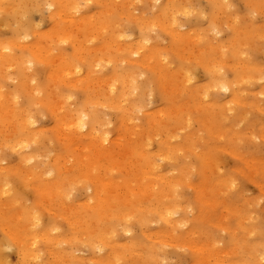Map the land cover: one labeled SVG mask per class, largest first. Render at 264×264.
I'll list each match as a JSON object with an SVG mask.
<instances>
[{"label":"rangeland","instance_id":"374dc122","mask_svg":"<svg viewBox=\"0 0 264 264\" xmlns=\"http://www.w3.org/2000/svg\"><path fill=\"white\" fill-rule=\"evenodd\" d=\"M33 1L34 2L36 1V2L34 3ZM38 1L37 0H31V1L30 0L29 1L28 0H16V1L12 0V2L15 5L17 4L15 10H8V12L4 11L5 13L0 10V20H2V21H0V26H1L0 27V45H1V43L4 44L5 42H8V44H5V46L7 48V51L10 50L11 52L8 51L6 53L15 54L16 57L19 56V59L16 60L14 67L12 66V68H10L11 65H8V64H6L0 60V92H2V94H3V101L0 102V104L1 103L7 104L9 109H11V106H12V108L13 107H19V108H16L17 109L16 114L18 117L15 118V116L12 114H9V115L6 114L7 116L4 115V116H6V120H3L4 122L2 121V123L0 124V141H1L0 142V165H1L0 166V170H1L0 178L2 177V179H4V181L2 179H0V206H1V208H0V264H131L132 262H133L132 264H155V263L157 264V262H159L158 264H222V263L223 264H232V263L233 264H235V263L239 264L240 262L243 264H254L257 261V259L261 264H262V262L264 264V193L262 191V190H264V169H262V168H264V87H263L264 86V77H263L264 76V35H263L264 34V0H225V2H224V0H189V1L188 0L187 1L186 0L185 1L184 0H177V1L176 0H166V1L165 0H156V3H155V0H119V1L116 0L117 2H119L118 5H117L116 1H114V0L113 1L112 0H109V1L108 0L107 1L106 0H98L99 2L97 0L96 1L95 0H86L87 2H85L83 0L72 1L71 3L76 2L75 4H78V5L73 4V5H75L74 8H76L78 11L77 12L75 9L76 13L83 14V15L85 14L87 16L94 15L100 24L104 25L106 23L105 29L103 28L104 30L103 29L100 30L101 32H93V30L90 27H89L90 29H88V27L84 26L86 24H83V26H82L81 24H77V23H74L72 21H69V19L64 20V19H59L58 17H57V19H56V17L54 18V16H53L54 12L60 8V5H58L59 4L58 0H57V3L55 0H49V1H52L53 4H56L55 6L53 5V7L50 6L52 3L49 2L48 0H38ZM43 1L45 3H43ZM46 1H48V3L49 4L51 3V4L50 5L47 4V6L43 5V4H46ZM171 1L173 3H171ZM20 2H21V4H20ZM113 2L116 4H113ZM178 2L180 5L178 4ZM184 2H185V4H184ZM39 3H41V4H39ZM105 3H107L109 5H107ZM163 3H164V6L165 5L167 6V4H168L167 7H164L166 12H165V10H163ZM34 4H36V6ZM176 4H177V6H176ZM18 5H19V7H18ZM37 5H38V7H37ZM183 5H184V7H182ZM21 6H22V8H21ZM48 6H50L49 9H48ZM78 6H79V8H77ZM124 6H126V7L124 8ZM225 6L226 7L228 6V7L226 8ZM29 7L32 9H30ZM178 7H182L183 9L182 8L179 9ZM223 7H225V8H223ZM25 8L26 9L29 8L28 10L31 11V14H30V12H27L28 10L27 11L24 10ZM127 8H128V10H127ZM72 10L73 9H70V12ZM181 10H185L186 12L188 10V13L190 12V14L188 15V13H186L185 11H184L185 13H182ZM18 11H19V14H18ZM9 12H11L12 14ZM35 12H37V13H35ZM67 12L69 13V10H67ZM107 12H108V14H107ZM8 13H9V15H8ZM140 13H142L141 16H140ZM15 14H17V15H15ZM25 14L28 16V18ZM11 15L14 17H12ZM22 15H24V16L22 17ZM131 15L133 18L131 17ZM165 15L166 16L168 15L169 19ZM173 15H175L174 17L177 18V19L176 18L174 19L175 22H177V24L175 23L176 26H179L180 24H182L183 27L181 25L179 27H181L182 33L185 31V33L181 36V37H183L182 39L186 38V36L188 38V36H190L191 33L193 32V30H194V33H192L191 36H193L195 38L190 36L193 39L188 38V39H186L187 42L185 39H184V41L180 42L179 40L177 41V39L175 37H171L172 36L171 33H168V32H170L169 29H170L171 25H169V24H170V21L172 20V18H170V17ZM161 16H163V17H161ZM251 16H252V18H251ZM18 17H20V18L22 17V19L24 17L25 18L23 20L22 19L20 20V18L16 19ZM142 17H143V19H142ZM152 17L153 18L156 17V19L159 18L158 20L159 21L162 20L163 24H161L162 21L161 22H155L153 24H152V22L150 23L149 21ZM134 19H135V21H134ZM58 20H61L62 24H58L60 22ZM62 20H64V21H62ZM216 21L217 22L219 21L218 23H220L221 25L218 24ZM143 22H144V24L142 27ZM147 22H149V23L147 24ZM179 22H180V24H179ZM235 22L237 23V25ZM108 23L109 24L111 23V24L108 25V28H106ZM112 23H114V24H112ZM156 23H158V24L160 23V26H162V27H160ZM154 24H156V25H154ZM144 25L146 26L145 28H144ZM151 25H154V27H152ZM234 25H235V27H234ZM59 26L60 27L62 26V28L60 29ZM57 27H58V31L61 30L60 32H57ZM64 27H66V29ZM224 27H226V28H224ZM154 28H155V30H154ZM152 29H153V31H152ZM166 29H168V30H166ZM217 29H219L220 31H217ZM240 29H242V30H240ZM54 30H56V31H54ZM208 30H210V31H208ZM53 31H54V33H53ZM77 31L79 32V34ZM186 31H189V32L187 33ZM241 31H243V32H241ZM15 32H17V33H15ZM61 32H62V34H61ZM69 32L70 33L73 32L72 34H70V36H71L69 39L70 41L69 40L63 41L65 38L61 40V38H63L62 35L66 34V33L69 34ZM152 32H153V34H151ZM56 33H58V34H56ZM59 33L61 35H59ZM94 33H96V34H94ZM261 33H263V34L261 35ZM98 34H100V35H98ZM185 34H186V36H185ZM198 34H199V36H198ZM212 34H214V35H212ZM240 34H242V35H240ZM123 35H125L127 38ZM246 35H249L250 37L246 36ZM19 36H21V37H19ZM18 37L20 39H22V41ZM24 37H25V39H24ZM57 38H59L60 40ZM209 38H211V40ZM138 39H142L143 41H144V39H146L145 41H147L148 43L144 41V44H141L140 42L142 40H138ZM189 39H190V41H189ZM14 40H15V42H14ZM117 40H120V41L118 42ZM86 41H87V43H86ZM109 41L111 44L108 43ZM129 41H131L130 43L133 42L132 47H133V45H134V47L131 50L130 49L129 50L124 49L125 50L124 53L121 54L123 52V50L120 48V46L121 45L123 46V44H124V46L129 44ZM11 42H14L13 46H12ZM26 42H28V43H26ZM51 42H53V43H51ZM73 42H74V45H73ZM137 42H138V44H137ZM20 43H21V45L22 44L27 45L28 47L22 46V48H23V50H22ZM107 43H108V46L106 45ZM146 43H147V45H146ZM191 43H193V44L191 45ZM238 43H241V44H238ZM53 44H55V45L53 46V48L50 49V47H52L51 45H53ZM78 44H81L80 46L82 47V49ZM117 44L120 46H117ZM140 44L147 46V47L146 48H140L141 47ZM29 45H30V47H29ZM31 45H34V46L31 47ZM36 45H38L40 47L43 46V47L41 49H40V47H38V51H37ZM149 45H151L152 47ZM231 45H233V47ZM138 46H140V47H138ZM153 46H154V48H153ZM192 46L194 49H192ZM209 46H211L212 48ZM219 46H220V48H219ZM100 47H102V48H100ZM135 47L139 48L141 50L136 49ZM149 47L154 49L153 52ZM165 47H168L171 50L168 48H165ZM199 47H201V48H199ZM90 48L92 50H89ZM119 48L122 51L120 50L119 51L120 53H118L120 55L117 54V56H116L115 53L118 52L117 49H119ZM189 48H190V50H189ZM225 48H227V49H225ZM48 49H50L51 51L54 49L55 53L53 51L54 55H50L51 56V57L49 56L50 59L48 61L44 62L43 60H41L42 58L39 56L42 55V57H43L44 52L45 51L47 52ZM98 49H100L102 52L101 51L99 52ZM178 49H179V51H178ZM223 49H225V50H223ZM50 50H49V54L51 52ZM88 50L90 51V53L88 52ZM105 50L107 53L105 52ZM132 50H133V52H134V50H139L141 54L140 53L135 54L136 55L135 56L134 55L135 52L134 53L132 52L133 58H130L131 54L130 53L126 54V53H127V51H132ZM150 50L152 53L150 52ZM34 51H35V55H34ZM80 51H81V54H80ZM92 51H94V52L92 53ZM95 51H97V52H95ZM146 52L147 53L150 52V53L147 54ZM155 52H156V54H155ZM196 52H197V54L198 53L199 54L196 55ZM83 53H85V56ZM23 54L26 55V57L29 58V60H26V58L23 57L24 56ZM55 54H57V55L55 56ZM62 54L65 55V56L63 55L65 57V59L67 57V60L63 61L64 63L62 62L63 65L64 64H69V65L71 64L70 66L72 68V66L74 65V62H75V65H77V67L79 68V71H77V68L74 65L73 69H74V67L76 69V70L75 69L73 70L74 74L71 72L72 70L70 71L71 73L67 72L66 70H64V68L67 67V65H66L62 69V71H60L58 74L50 76V74L53 73V70H54L52 64L56 65L58 62H60L57 60V57L59 58L58 55H62ZM95 54H97V55H95ZM105 54H107V55L105 56ZM149 54H150V56H149ZM219 54H220V56H219ZM82 55L84 56L83 59L81 58ZM151 55L152 56L154 55L153 57L157 56V58H153V57H151ZM110 56L113 58H111ZM126 56H127V58H126ZM148 56L151 58H149ZM193 56H194V58H193ZM106 57L107 58L109 57L108 60H111V59H113V60L107 62V60L104 59ZM122 57H123V60H124V58H126L128 60L125 59L123 62H121ZM140 57H141V59H140ZM164 57H166V58L164 59ZM24 58L26 61L24 60ZM54 58H55V60H54ZM95 58H97V59H95ZM102 58L105 61L101 60ZM146 58L149 59V61H150V59L151 60L153 59V64H156L157 67H158V65L164 66V67L163 68L161 67V69H160V67H158L157 71H151V70H153L149 67L151 62H149ZM70 59H71V61H69ZM81 59L83 60L82 62H81ZM98 59H100V60H98ZM117 59H118V62H120V63H117L118 65L116 64ZM162 59H163V61H162ZM194 59H196L197 61H195ZM31 60L32 61L35 60V64L31 63L32 62ZM130 60H132L133 63ZM137 60H138V62H137ZM146 60H147V62H146ZM215 60H217V61H215ZM29 61L31 64L29 63ZM51 61H52V64H51ZM54 61H57V62H54ZM95 61H96V63H95ZM135 61L137 62L136 65H134ZM219 61H221V62H219ZM26 62H28L29 64L28 63L26 64ZM40 62L45 63V64H42ZM46 62H47V64H46ZM241 62L242 63L244 62L243 63L244 66H242L243 64ZM100 63H102V65ZM139 63H143V64L148 63L149 65L147 64L148 65L147 66L144 64L142 66V64H139ZM240 64H242V65H240ZM7 65L10 67H7ZM24 65H25V69L23 68ZM26 65H28V66H26ZM29 65H31V66H29ZM139 65H141V66H139ZM70 66H69V68H70ZM97 66H98V68H97ZM250 66H251V68H250ZM252 66H254V67H252ZM29 67H31L32 69L31 68L29 69ZM114 67H118L117 70H115ZM212 67H213V69H212ZM5 68L6 69L8 68L7 72H6L7 74H5V71H6V70H4ZM13 68H14V70H12ZM61 68H62V66H61ZM193 68L194 69L196 68V69L193 70ZM27 69L31 70V71L28 72ZM149 69H151V70H149ZM159 70L164 71L163 73H165L167 75L168 80H170L169 82L160 78V75L158 74ZM182 70H183V72H181ZM190 70H192V73H190ZM26 71L29 74L31 79L27 76ZM136 71H138V73ZM31 72L34 75L30 74ZM134 72H136V74ZM168 72L171 73L170 77H169ZM217 72L219 73V75L221 74V76H222V73H225V74H223L225 77L224 79L228 83H231V85L233 82H235V83H233L234 85L231 87V89H229V88L226 89L225 87L222 89L221 87H219V88H217V90H215V88L213 87L215 85H213L211 87V85L217 80V78H216L218 75ZM246 72H248V73H246ZM2 73H4L5 77ZM48 73H50V74H48ZM75 73H79V74L75 75ZM235 73H236V75H235ZM245 73L247 76L250 74L249 78L245 75ZM252 73H253V75H252ZM7 75L10 78H8ZM32 75H33V78L31 77ZM121 75H122V78H121L122 80H119ZM127 75L129 77V78L127 77L128 80L130 79L129 81H127V79L125 77ZM184 75H185V78H184ZM78 76H82L81 77L82 79L79 83H77L78 84L77 85L75 83V81H76V77H78ZM172 76L174 77L173 78L174 80L172 79ZM188 76H190V77H188ZM258 76L260 78H262V80ZM112 77L117 78L115 80L116 83L114 82L113 85H111L112 84L111 79H113ZM139 77H140V79H139ZM94 78H95V80H94ZM245 78H246V80H244ZM247 78H248V80H247ZM250 78H252L253 80ZM54 79H56V80H54ZM79 79H80V77H79ZM123 79H126V81L129 83V85H130V83H132L129 88L130 89L133 88L136 91L134 90V92H133L132 91L133 89H131L130 91L133 93V95L135 92L136 93L138 92L137 93L138 97L136 95H134L135 96L134 97L131 93H128V91H129V90H127L128 87H126V86L124 87V85H126L127 83L124 82ZM132 79L135 80L134 84H133ZM92 80H94V81L92 82ZM100 80H101V83H100ZM184 80H186V81H184ZM187 80H188V82H187ZM236 80H239V82ZM240 80L242 81V84H241ZM31 81L33 83L32 84L30 83V85H29L28 82H31ZM71 81L74 83H71ZM136 81H138V83ZM211 81H214V82L212 83ZM123 82L126 84H124ZM167 82L168 83L171 82V84L168 85L169 87L167 86L168 89H166L167 88L166 87ZM184 82H186V83H184ZM98 83H100V84L98 85ZM120 83L121 84L123 83L122 86H120L121 85ZM180 83L185 85L187 89L183 85H181L182 87L178 86V85H180ZM205 83H206V86H205ZM51 84H52V87H51ZM74 84H76V85L74 86ZM238 84H240V86H238ZM109 85H111L110 88H109ZM114 85H118V86H115V88H114ZM171 85H172V87H171ZM95 86H96V88H95ZM112 86L114 88L113 89L114 94L113 93L112 94L117 99L121 98L120 99L121 101H119V103L124 102L126 99L127 100L126 102H128L129 104H126V102L121 103V105H123V107H119L116 105H112V106L110 105L111 100L108 97V95H109L108 93H110L109 90L112 88ZM174 86H175V88L173 89ZM202 86H204L203 89H202ZM216 87H218V86H216ZM118 88L120 89V92H119ZM136 88L138 89V91ZM169 88H171V89H169ZM205 88H207V89H205ZM34 89H37V90H34ZM176 89H177V91H176ZM224 89H225V91H224ZM234 89H236V91H238L237 94L232 91ZM104 90L105 91L107 90L108 93L105 92ZM125 90H127V91H125ZM204 90L205 91L207 90V92H205ZM143 91L145 93H143ZM146 91L149 93H147ZM126 92H127V94H126ZM124 93H125V96L127 95L126 97L124 96ZM174 93H177V94H174ZM104 94H106V95H104ZM128 95L129 96L132 95L134 98L132 96L129 97ZM200 95H201V98H199ZM204 95L206 96V98ZM235 95H236V97H234ZM35 96H38V97H35ZM123 96L125 99H123ZM127 97H128V99H127ZM172 98H174V99L172 100ZM231 98L236 103L233 102L231 100ZM235 98H237V100H235ZM94 99H95V101H94ZM134 99H136L135 100L136 102L133 101ZM201 99H202V101H201ZM97 100H98V102H97ZM11 102H12V104H11ZM59 102H61V103L59 104ZM93 102H95L96 104ZM196 102H198V103H196ZM98 103H100L101 106ZM205 103L206 104L208 103L210 105L208 106V104L206 105ZM197 104H201V105H199L200 107ZM241 104H244V105H241ZM92 105L95 107H93ZM128 105H129V107H128ZM203 105H206L209 108L208 107L206 108V106L204 107ZM89 106H91V107H89ZM113 106H116L119 109L120 108L124 109V112L121 111V109L119 110L118 108L113 107ZM127 107L129 109L132 108L131 109L132 111L128 112L129 110L127 111V109H128ZM170 107L177 108L178 111L180 108H182L180 110L181 112L179 111L180 115L178 116V118H176V119H173L172 117L165 118L166 114L164 116L161 114V113H163V111L167 112L165 110L169 111L171 109ZM58 108H60V109H58ZM68 108L69 109L72 108V109L69 110ZM85 108H86V110H85ZM137 108H138V110H137ZM198 108H199V110H198ZM133 109H135L137 111V113L135 110L133 111ZM162 109H163V111H162ZM222 109H224V110H222ZM84 110L87 112L88 115L90 114L89 116L92 117V121L89 118V116L85 117V118H87L86 122H87V125H89V126L85 125V127L82 128V130H84L83 132L87 131V129H89V127H92L93 134L94 133L96 134L94 136H98L97 134H99V138H98L99 141L101 140V138L105 139L106 136L109 137V139H108V137H106V139H107L106 142L108 141L107 143L104 141V145L106 146V144H107V146L102 147V150L107 148L105 150L107 152H105V154H104L106 157L102 156L100 158L101 162L105 161L104 164L106 167L98 163L97 165L99 167L101 165V167L100 168L96 167V169H92L90 167L91 171L88 170L86 172V176L88 174L91 176L93 172L95 174L97 171L96 176L99 177L100 179H102L103 181L112 179L110 181H113V182L116 181L115 183H113L115 185L118 181L117 186L112 185V184L111 185L110 184H103L101 186V188L99 187L100 188L99 190H101L102 192L104 191L105 197L108 198V201H111L112 199L117 198V197H118V199H120L119 196L114 194L115 193L114 191H116V189L118 188V185L119 186L122 185L121 186L122 188L119 187V189H120V191L122 189V191L127 193L128 195H126V196H129V194L131 193L129 197L130 198L134 197V199L132 198L131 201L133 200V204H134V202H135V204L131 205V206H128L127 203H125L126 205L122 204V206H120L121 210L119 209L120 210L119 212L121 214L117 211L120 219H122L123 217L125 218V216L127 215V217L125 218L126 220L124 218L122 219V221H120V219L118 220V216L116 217L117 214L116 215L115 214L114 215L105 214V215H103V219L100 220L99 217H101L102 214H99V212H98V209L100 207V205L98 206V204H99L98 200H96L97 199L96 196L98 194L95 193V195H94V191L90 187V182L88 184L86 182L87 180L84 181V180H81L80 176L78 177V175L82 174L81 173L82 171H80V168L83 167V166H81V164H82L81 160L84 163V160L82 158H84L86 161V159L87 160H88V158L90 159V156H91L92 159L95 158L96 161L99 160L100 156L99 157L95 156L96 153L94 154V152H93L94 149L90 150V148H92V147L95 148L94 145H92V143L94 144V142H97L96 139L93 140L92 138H88L87 136H81V137L78 135L75 136L76 134L74 133L73 129L70 130V128H69V130L71 132H73V134H75L73 136L77 137V138H73V140H72V139H68L66 137L67 138L66 140H68V141L62 139L63 138L62 136L64 134L63 132H65V128H66V127H64L66 125L64 124V126H63V123H65V122L67 123L68 120L69 121L74 120V118L76 119L80 113L81 114L86 113ZM159 110H160V113H157V112H159ZM206 110H207V112H209V110H210V112H211V113L209 112L210 116H209V113L206 112ZM143 111H145V112H143ZM182 111H184V113ZM96 112H99V113L101 112L102 115H100ZM204 112H205V114H204ZM19 113L21 115L23 114L22 116H25L26 120H28V121H26V123L29 122L28 125L30 124L29 126L25 125V129L22 127V125L19 124L20 123L19 121H21L20 120L21 118L19 119V117L21 116V115L20 116L18 115ZM215 113H217V114H215ZM31 114H32L33 118L30 117ZM81 114L79 116H83ZM184 114H185V116H184ZM54 115H55V117H54ZM61 115H63L64 118H62ZM66 115H67V117H66ZM182 115H183V117H182ZM184 117H185V120L183 119ZM204 117L205 118L207 117L206 120L209 119V122L211 119L213 121L212 123L213 124L215 123L216 128H218V126H219V129L222 131V133L218 132V130H215V126L213 124H211L212 126H214V129H213V134H212L213 136L210 137V134L212 132V128H211L212 126L210 127L211 131L209 130V133H208V131L206 132L207 126L205 127L206 130L204 129V126H203L204 124L206 125V123L201 124V121L203 119H204V121H206ZM65 118H66V120L62 121V119H65ZM102 118H105V119H102ZM187 118H188V121H186ZM164 119H165V121H164L165 124H167L169 127H171V129L168 126H164L162 124V123H164L163 122ZM13 120L16 123H13ZM93 120H95V121H93ZM100 120H101V122H100ZM122 120H124L125 122ZM129 120H132V121L129 122ZM158 120L159 121L162 120L161 121L162 123H159ZM183 120L185 121L184 123H183ZM150 121L152 122V124H150ZM166 121H168V122L166 123ZM189 121H191V122H189ZM102 122L104 124L107 122L105 124L106 126ZM133 122H134V125L132 124ZM154 122L156 125H154ZM186 122H187V124L190 123L189 128L186 127V125H187V124H185ZM57 123H60V125L62 124L61 125L62 129L61 128L58 129L60 127V125L56 129ZM129 123H131V125H130L131 127H127L128 129H126V126H128L127 124H129ZM158 123L160 126L158 125ZM96 124L98 126H101V127L96 126ZM101 124H103V125H101ZM1 125H2V127H1ZM174 125H175V127H174ZM137 126H139V127L137 128ZM154 126H155V128H154ZM157 126L159 127V129L157 128ZM132 127H134L135 130ZM165 127H167V128H165ZM178 127H180V128H178ZM185 127L187 128L186 130H188V131H185ZM26 128L28 130H26ZM29 128H31V129H29ZM152 128H154V129H152ZM156 128L159 131H157ZM13 129H15V130L13 131ZM18 129H20V130H18ZM139 129L141 130L140 132H142V133H140V137H138V138L142 139V140H140L141 142L144 141L146 143V145H148L147 148L146 147L145 148L147 150H149V152L151 150L152 151L151 153L156 152V150L159 151L158 148H160V146L158 145V141L162 140V139L163 140L167 139L168 142L172 141V143L174 145L175 144L178 145V142L183 143V142H186L188 140L186 142L187 145H189V144L192 145L193 149L195 150L193 152L190 151V148H187V146L184 145L181 149L178 150L179 152L178 151L175 152V153H178L176 157L174 156L175 153L170 154V156H172V155L174 156V157L172 156L173 161L171 160L172 157H170L169 155L167 156L169 158H167V159H166V157L164 158L166 160L163 159V157H164L163 155L160 156L161 160L159 157H153V156H155V155H153L152 157H150L151 162L150 161H149L150 163L148 162V164H154V165L156 164V166L160 167V169H159V167L152 165L155 167V171L158 173V174L157 173H155V174L164 175V178H166L167 174H168V179L163 178V181L167 180V181H170L169 182L170 184H173V182L175 180V182L178 181V184H176L174 182V184L170 187V184L169 183L167 184V182L165 181L166 183L165 182L164 183L167 185H166V187H164L165 184H163L162 181L158 180V178H155L153 176H151L150 178H149V176H148V178H146V176H145V177H143L144 179L142 180V177H141L142 173L139 171H137V173H139L140 176L137 173L136 174L138 175V177L140 179L138 178V181H136L137 179L135 180V178H137V175L134 174V172H136V170H134L132 175L128 174V172H126V171L129 169L127 167L129 165H127V164L125 165L124 163L120 164L119 167L118 166L114 167V168L108 167V165H110V164L112 165V163L116 162V160H118V158H121V157L122 158L120 160H123V161H120V162H127V160H130L131 156L130 157L128 156L129 155L128 151H127L128 149H126V151H125L124 146L126 144H124L123 146H122V144L128 143L129 141H131V143H132V140L134 142L135 139L139 140L136 137L137 135H135V134L139 133L138 132ZM24 130H26L25 133H24ZM59 130L62 131L63 134ZM103 130H105V131H103ZM134 131L135 132L137 131V132L135 133ZM214 131H216V133H217L216 136L214 135ZM67 132H69V131L66 129V133ZM171 132L173 134H171ZM175 132H177V133H175ZM187 132H190V135ZM191 132L193 134L194 133L198 134V136L200 137V140L202 138V140L204 139V141L203 142H201L202 140L198 141L197 139H199V137L194 139L195 141L189 140L190 136L192 135ZM43 133H44V135H43ZM66 133L64 134V137H65V135H70V134H66ZM100 133H101V135H100ZM157 133H159L158 136H156ZM219 133H220V136H218ZM102 134L104 137L102 136ZM125 134H126V136L128 134H131V136L129 138H131L133 135L136 138L132 137V139H130V140H127V138H125L127 140V142H125L126 140L122 139V137H125ZM147 134L148 135L151 134L150 135L151 138L148 137ZM153 134L156 137L152 136ZM168 134L170 135L169 137H168ZM177 134L179 135V137ZM22 135L24 137L20 138ZM26 135H28L27 137H30V138L34 137V135H35V137L36 136L37 137L36 138L34 137L30 140V138H27ZM60 135L62 138L60 137ZM71 135H72V133H71ZM172 135H174V136H172ZM175 135H177V136H175ZM195 135L194 136L192 135V138H194ZM17 136H19L18 137L19 139L17 138ZM68 137L70 138V136H68ZM115 137H117V139L121 138V140H124L123 142H121L122 144L120 143L121 140H117ZM143 137L144 138L146 137V138L143 139ZM170 137H172L174 139H172ZM15 139H17V140H15ZM205 139H207L208 141L206 140V142H205ZM90 140H92L93 142L91 143ZM110 140H112V141H110ZM137 140H136V143L140 142V141L137 142ZM32 141L34 142V144ZM51 141H52V143H51ZM60 141H62V142H60ZM87 141H89L90 143L89 142L87 143ZM117 142L120 143V145L118 144L120 147H118V145L116 146ZM144 142L142 143L143 145L145 144ZM149 142L151 145L147 144ZM24 143H25V145H24ZM78 143L79 144H85L86 146H87V144H89V145L91 144L90 146H92V147L87 146L86 147L87 150H85V147L81 148L83 146L79 145ZM136 143L135 144L133 143V146H132L133 148L136 145ZM19 144H21L22 146L21 145L19 146ZM28 144L30 146H28ZM183 144H185V143H183ZM193 144H194V146H193ZM26 145H27V147H26ZM74 145H75V147H74ZM131 145L128 143L129 151H130ZM212 145H213L214 149L211 148ZM122 147H124V148H122ZM13 148L14 149L16 148V149L13 150ZM19 148H21V149H19ZM79 148H80V150H79ZM133 148H131V150ZM82 149H84L87 152V153H85L87 158L82 157V154L84 152V151H82ZM119 149L124 150V152H121L122 150L120 151ZM180 150H182V152H180ZM131 152L133 153V151H131ZM196 152L199 155L201 154V156L197 155ZM203 152L204 153L207 152V155H205ZM39 153L40 154L42 153L43 156L39 155ZM108 153L109 154L114 153V154L109 156ZM121 153H122V155H121ZM124 153H125V156L127 158L124 156ZM115 155H117L116 156L117 158L115 157ZM61 156H62V158H61ZM112 156L114 157V159L115 158L116 159L113 160ZM133 156L135 158L137 157V159L139 157H141L138 152L135 153ZM133 156L131 157V161L136 160ZM202 156L203 157H205V156L209 157V159L212 161L208 162V164L209 163H212V164L205 165L203 162L204 160L200 158ZM25 157H27V160ZM28 157H29V160H28ZM184 157H186V158H184ZM241 157H242V161L248 160L247 162L250 163V166H248V167L250 169L247 167V165H249L247 162L241 161ZM30 158H31V160H30ZM124 158H126V159H124ZM155 158H157L158 160ZM175 158H176V161H175ZM243 158H245V159L243 160ZM249 158H250V160L255 159L256 161L252 160L253 163H251ZM71 159H73V160H71ZM139 159H141V158H139ZM209 159H208V161H209ZM152 160H153V162H152ZM257 160H259V161H257ZM71 161H72V163H71ZM137 161H138L137 162V164H138L140 160H137ZM213 161H214V163H213ZM117 162H119V161H117ZM64 163H66V164H64ZM58 164H61L62 166L58 165ZM135 164L136 163H134V165ZM244 164H246V166ZM13 165H15V166H13ZM70 165H71V168H70ZM145 165H146V163H145ZM211 165L214 168H212ZM254 165H256V166H254ZM6 166L8 167V169H6L7 168ZM65 166H66V168H64ZM125 166L127 167V169ZM130 166L132 167V164ZM208 166H209V168H208ZM33 167L34 168L37 167V169L35 168L34 171L31 170V169H33ZM210 167L212 169V173L210 171L211 170ZM254 167H256L257 169L256 168L254 169ZM106 168H109V169L111 168L110 169L111 172L109 171V169L106 170ZM216 168H217V170H216ZM45 169L48 171H46ZM70 169H72V170H70ZM191 169L193 170V172ZM171 170H173V171H171ZM45 172H48V173H45ZM122 172H123V174H122ZM165 172H167V173H165ZM168 172H170V173H168ZM4 173H5V175H6V173H8L7 174L8 176L6 175L5 178H4L5 175H3ZM109 173H110V175H109ZM129 173H131V171H129ZM204 173H206V175H208V177H205ZM208 173H210V174H208ZM165 174H166V177H165ZM135 175H136V177H135ZM102 176H104V177H102ZM133 176H134V178H132ZM184 176H186V180L184 179L185 178ZM38 177H40V178H38ZM204 177L206 179L207 178L209 179L208 180L209 182L207 184L210 185V184L214 183V184H212V186L214 185L213 186L214 188H212V186L210 185L211 190L206 189V195L207 196L204 195L205 197L203 196V193L202 194L200 193L201 190L203 188H205V187H202V189L200 190V186L206 182L203 179ZM221 178H224L225 181L224 180L222 181ZM146 179H148L147 182H146ZM170 179L172 180V182ZM217 179L218 180L221 179V181L223 183L218 184V182H215V181H218ZM27 180H28V182H26ZM129 180L132 183H130ZM134 180L136 183L138 182V184L133 182ZM139 180H140V182H139ZM5 181H7L6 185H5ZM67 181H70V182H67ZM143 181L145 184L143 183ZM152 181H154L153 184H152ZM226 181H227V187H225L226 184L224 186V183ZM8 182H10V183L8 184ZM161 182H162L163 189L166 188V190L165 189L163 190L164 192H162V189L160 190ZM184 182H185V184H184ZM125 183L127 184V187H126ZM139 183H142V186L145 188L149 187L148 192L152 190L153 193L151 192V194H150L147 191L143 192L142 186H141V188H142V191H141V189L138 188ZM87 184H88L89 188L86 187ZM9 185H10V188H9ZM56 185L59 187H56ZM104 185H107V186H104ZM108 185L111 187V189H110V187H108ZM168 185L170 188L167 190ZM174 185H175V187H173ZM54 186H55V188L52 189V187H54ZM95 186L98 187V185H95ZM150 186H153L155 188L151 187V190H150ZM229 186H230V188H229ZM105 187H106V189H108V191H107L108 193H106V189L104 190ZM128 187H130V188H128ZM217 187H219L218 188L219 190L217 189L218 192H216V194L211 193V192L217 191L216 190ZM212 189H214V191ZM41 190H43L45 192H43ZM51 190H52V192L50 194ZM127 190H130L131 192H127ZM4 191L6 193H3ZM109 191H110V193H109ZM160 191L162 192L163 197H165V196H167V197L163 198L161 195H160L161 196L160 197L159 196V194L161 193ZM165 191H167V192H165ZM173 191H174V193H173ZM67 192H69V193H67ZM133 192L134 193L136 192L135 195L133 194ZM141 192L144 195L140 194ZM154 192H156V193H154ZM43 193H44V196H42ZM58 193H60V194H58ZM53 194H55V195H53ZM152 194H154V197L156 195L158 196V197H155L156 200L159 201L158 203H160L162 200L163 201L166 200L164 202L169 203L172 200L173 204L176 206L175 207L172 203L170 204L173 207V208L172 207L170 208L172 210L171 211L172 216L170 215L168 219H161V217H157V214L150 212L151 211L150 207H152V205H153L152 203H154V202L151 203V200L156 201L155 198L152 197L153 196ZM47 195H50V196L47 197ZM110 195L112 196V198H110L111 197ZM147 195L149 197H147ZM171 195H175V196H171ZM176 195H178V197ZM198 195H199V198H202V199H199ZM113 196H114V198H113ZM43 197H45V198L43 199ZM50 197H51V199H50ZM146 197L148 199H146ZM170 197H173V198H170ZM87 198L89 199V201ZM158 198H160V199H158ZM161 198H163V199H161ZM47 199H48V201H47ZM174 199H175V201H174ZM205 200H208L210 202H206V204H203ZM213 200H215L216 202L214 201L215 203L214 202L212 203L213 204L212 205L213 207H212L211 202ZM217 200H218V203H220V201L223 203L218 204ZM122 202H123V200H122ZM122 202L119 201V204L121 205ZM124 202H125V199H124ZM176 202H179V203H176ZM158 203H155V204H158ZM207 203H209V206H207ZM61 204L62 205L64 204V205L62 206ZM84 204L86 205V207H85L86 210H85V208L83 209ZM139 204H141V205L139 206ZM150 204H152V205H150ZM178 204L181 205L182 207H177V206H179ZM215 204H217V205H215ZM92 205H94L96 207V211L92 209V208L95 209V207ZM136 205H138V206H136ZM148 205H150V206H148ZM225 205H228L227 206L228 209L225 207ZM230 206L232 208H235V209H233L235 211L233 214H235V215L231 214L232 209L230 208ZM90 207H91V209H89ZM137 207L139 209L142 208L145 211V213H140L138 215V213L140 211H136ZM146 207H149V210L147 208V211H146ZM183 207H186V208H183ZM138 208H137V210H139ZM178 208H180V209H178ZM211 208H212V210H211ZM77 209H78V211H77ZM90 210H92V211H90ZM233 210H232V212H233ZM236 210H238V211H236ZM81 211H83V212H81ZM86 211H88V212H86ZM144 211H141V212H144ZM128 212H130V214H128ZM97 213L99 215H97ZM206 213H207V215H205ZM19 214H21V215L19 216ZM144 214L146 215V218L148 219V220H146L148 223L145 221L146 218L144 219V217H145ZM95 215H97V216H95ZM135 216H137V217H135ZM139 217H141V219H140L141 222L139 221ZM201 217H203V218H201ZM159 218L161 219V221L159 220ZM170 218H172V224L170 223L171 222ZM34 220H36V221H34ZM102 220H104V221H102ZM162 220H163V222H162ZM76 221H78V222H76ZM124 221H126L127 223ZM79 222H80V225H79ZM90 222H91V224L93 222L92 225L96 224L98 226L97 227H96V225L91 226ZM173 222H175V223H173ZM176 222H177V224H176ZM179 222L180 223L182 222L181 225ZM219 222H221V223H219ZM69 223H71V224H69ZM104 223H106V224H104ZM183 223H184V225H183ZM32 224H33V226H32ZM219 224H221L223 226H220ZM88 225H89V227L90 226L92 227V228L90 227V230H89ZM56 226H57V228H56ZM72 226L73 227L75 226L74 229ZM168 226H171V228ZM87 227H88L87 230H89L90 232H92V229L93 230L95 229L94 230L95 232L94 231H93L94 233L88 232L90 235L89 234L86 235L87 230H85V229ZM52 228H53V230H52ZM18 229L21 231L19 232ZM10 230H12V231H10ZM80 230L82 232H79ZM165 230H166V232H164ZM14 231L17 233L19 232L18 236L20 237L21 240L14 235V233H13ZM83 231H84V233H83ZM107 231H109V233ZM151 231H153L154 233ZM155 231H156V233H155ZM104 232H106V233L104 234ZM123 232H125V233H123ZM160 232L163 235L160 234ZM30 233H32V234H30ZM95 233L100 234L99 238L102 239L101 242L99 241L100 240L99 238L97 239V237H96L97 234H95ZM40 234L42 237L40 236ZM91 234L93 236H91ZM111 234H112V236H111ZM186 234L188 236H186ZM101 235H103V236H101ZM85 236H87V237L89 236V238L91 237L92 239L91 238L90 239L96 241L97 245L94 241H93L94 243L91 242V240H90L91 244H89L87 241L88 238ZM163 236L167 240L169 238V240L167 241L166 239H164ZM111 237H114V238H111ZM158 237H160V238L158 239ZM173 238H175L177 240H175ZM106 239H108V240H106ZM155 239H157V240H155ZM77 240H79V241L81 240V241L79 242ZM160 240H161V242L159 243ZM170 240H172V241H170ZM131 241L133 243H131ZM163 241H166L163 243L164 245L162 244ZM82 242H83V244H82ZM102 242H104V243H102ZM124 242H126V243H124ZM189 242L190 243L194 242L195 244L193 243L194 244L193 245L191 243L192 245H190ZM108 243L111 244L113 246V248L111 245H108ZM114 243H115V246H114ZM188 244L191 247H189ZM197 244H198V246H196ZM199 244L201 245L200 248H203L205 246L206 248H204V249L208 248L207 251L210 249L208 251L210 253V255L213 253V251H214V253H213L214 255L217 253L215 255V257L219 261H217L215 257H212L214 255H212L211 256L212 258H210L208 260L209 257L207 256V254L204 253V251H201V252H203L204 256H206L207 258H202L204 256H202L203 255L202 253H199L201 250L199 248V246H200ZM203 244H204V246H202ZM124 245H126V246H124ZM98 246L101 248H99ZM114 247H115V249H117L116 252L114 251L115 250ZM49 248H50V250H49ZM159 248H160V250H157ZM211 248H213L212 252H211ZM113 251H114V253H113ZM135 251H136V253H135ZM235 251H236V253H234ZM117 252H119V253H117ZM153 252L155 253L156 256L158 253L159 259H157L158 256H157V258L155 257V259H154V257H152V256H154ZM223 252L225 254H223ZM55 254H56V256H55ZM124 254H125V256H122ZM22 256H24L25 258ZM28 256L29 257L32 256L33 259L29 258ZM34 256L37 259H35ZM107 257H109V258H107ZM115 257H117V258H115ZM213 258L215 261H213ZM152 259H154V261ZM199 259H200V262H199ZM203 259H205L206 261L203 262ZM98 260H100V261H98ZM157 260H160V261H157ZM210 260H211V262H209ZM228 261H229V263H227ZM153 262H155V263H153ZM216 262H218V263H216Z\"/></svg>","mask_w":264,"mask_h":264},{"label":"bare ground","instance_id":"6f19581e","mask_svg":"<svg viewBox=\"0 0 264 264\" xmlns=\"http://www.w3.org/2000/svg\"><path fill=\"white\" fill-rule=\"evenodd\" d=\"M15 1H16V0H15ZM28 1H29V0H28ZM30 1H31V0H30ZM37 1H38V0H37ZM48 1H49V0H48ZM48 1H46V4H43V5L47 6V4L50 5V4L52 3V1H49V2H51V3L49 4ZM55 1H56V3H57V0H55ZM72 1H74V0H58V2H59L58 5H60V8L54 12V15L52 14V15L54 16V18L56 17V19H57V17H58L59 19H64V20H68V19H69V21H72V22L77 23V24H81L82 26H83V24H86V25H84V26H85V27H88V29L91 28V29L93 30V32H101L100 30H102L103 28L105 29V26H106L105 24H106V23H105L104 25H103V24H100L94 15L87 16V15H85V14L83 15V14L76 13V12H75V9H76V8H74V7H75V5H78V4H75L76 2L71 3ZM80 1H81V0H80ZM83 1L87 2L86 0H83ZM95 1H96V0H95ZM97 1H98V0H97ZM106 1H107V0H106ZM108 1H109V0H108ZM112 1H113V0H112ZM114 1H116V0H114ZM118 1H119V0H118ZM165 1H166V0H165ZM176 1H177V0H176ZM184 1H185V0H184ZM186 1H187V0H186ZM188 1H189V0H188ZM33 2H34V1H33ZM35 2H36V1H35ZM35 2H34V3H35ZM38 2H39V1H38ZM38 2H37V3H38ZM53 2H54V1H53ZM98 2H99V1H98ZM104 2H105V1H104ZM110 2H111V1H110ZM110 2H109V3H110ZM153 2H154V1H153ZM221 2H222V1H221ZM224 2H225V0H224ZM43 3H45V2L43 1ZM102 3H103V2H102ZM102 3H101V4H102ZM116 3H117V5H118L119 2L116 1ZM116 3L113 2V4H116ZM124 3H125V2H124ZM127 3H128V2H127ZM155 3H156V0H155ZM171 3H173V2L171 1ZM216 3H217V2H216ZM20 4H21V2H20ZM20 4H19V5H20ZM27 4H28V3H27ZM27 4H26V5H27ZM39 4H41V3H39ZM73 4H75V5H73ZM105 4H107V3H105ZM113 4H112V5H113ZM125 4H126V3H125ZM152 4H153V3H152ZM165 4H166V3H165ZM178 4H179V2H178ZM184 4H185V2H184ZM223 4H224V3H223ZM16 5H17V4H16ZM16 5L12 2V0H0V10L3 11V12H4V11L8 12V10H15V9H16ZM19 5H18V7H19ZM29 5H30V4H29ZM31 5H32V4H31ZM34 5L36 6V4H34ZM34 5H33V6H34ZM53 5L55 6L56 4H53V3H52L50 6L53 7ZM107 5H109V4H107ZM127 5H128V4H127ZM169 5H170V4H169ZM179 5H180V4H179ZM179 5H178V6H179ZM225 5H226V4H225ZM35 6H34V7H35ZM50 6H48V9H49ZM120 6H121V5H120ZM167 6H168V4H167ZM167 6H166V5L164 6V3H163V10H165L164 7H167ZM176 6H177V4H176ZM189 6H190V5H189ZM30 7H31V6H30ZM30 7H29V8H30ZM37 7H38V5H37ZM118 7H119V6H118ZM125 7H126V6H124V8H125ZM182 7H184V5H183ZM182 7H178V8L181 9ZM186 7H187V6H186ZM190 7H191V6H190ZM225 7H226V6H225ZM225 7H223V8H225ZM227 7H228V6H227ZM227 7H226V8H227ZM21 8H22V6H21ZM29 8H27V9L25 8L24 10L27 11ZM46 8H47V7H46ZM77 8H79V6H78ZM191 8H192V7H191ZM30 9H32V8H30ZM44 9H45V8H44ZM50 9H51V8H50ZM70 9H73V10L70 12ZM108 9H109V8H108ZM115 9H116V8H115ZM179 9H178V10H179ZM182 9H183V8H182ZM189 9H190V8H189ZM221 9H222V8H221ZM221 9H220V10H221ZM67 10H69V13L67 12ZM80 10H81V9H80ZM127 10H128V8H127ZM131 10H132V9H131ZM175 10H176V9H175ZM42 11H43V10H42ZM76 11H77V9H76ZM103 11H104V10H103ZM109 11H110V10H109ZM109 11H108V12H109ZM181 11H182V13H185V12H186L185 10H181ZM184 11H185V12H184ZM190 11H191V10H190ZM13 12H14V11H13ZM21 12H22V11H21ZM27 12H30V14H31V11H30V10H28ZM77 12H78V11H77ZM92 12H93V11H92ZM104 12H105V11H104ZM104 12H103V13H104ZM108 12H107V14H108ZM111 12H112V11H111ZM125 12H126V11H125ZM165 12H166V10H165ZM167 12H168V11H167ZM173 12H174V11H173ZM175 12H176V11H175ZM221 12H222V11H221ZM227 12H228V11H227ZM4 13H5V12H4ZM9 13H11V12H9ZM9 13H8V15H9ZM35 13H37V12H35ZM80 13H81V12H80ZM82 13H83V12H82ZM135 13H136V12H135ZM179 13H180V12H179ZM186 13H188V10H187ZM193 13H194V12H193ZM193 13H192V14H193ZM222 13H223V12H222ZM11 14H12V13H11ZM18 14H19V11H18ZM28 14H29V13H28ZM68 14H69V15H68ZM118 14H119V13H118ZM121 14H122V13H121ZM121 14H120V15H121ZM141 14H142V13H140V16H141ZM150 14H151V13H150ZM172 14H173V13H172ZM189 14H190V12L188 13V15H189ZM15 15H17V14H15ZM25 15H26V14H25ZM50 15H51V14H50ZM120 15H119V16H120ZM127 15H128V14H127ZM127 15H126V16H127ZM133 15H134V14H133ZM170 15H171V14H170ZM182 15H183V14H182ZM188 15H187V16H188ZM203 15H204V14H203ZM229 15H230V14H229ZM229 15H228V16H229ZM11 16H12V15H11ZM23 16H24V15H22V17H23ZM26 16H27V15H26ZM137 16H138V15H137ZM158 16H159V15H158ZM165 16H166V15H165ZM174 16H175V15H173V16L170 17V18H172V20L170 19L171 21H170V24H169V25H171V26H170V29H169L170 32H168V33H171V35H172L171 37H175V38L177 39V41L179 40L180 42L184 41V39L186 40V39H188V38H190V39L195 38V37L191 36L192 33H194V30H193L192 33L190 32V33H191L190 36L193 37V38H191L190 36H188V38H187V36H186V34H185L186 38L182 39L183 37H181V36L185 33V31L183 30L184 32L182 33V31H181V27H179L180 25L182 26V24H180V22H179L180 25L178 24L179 26H176L177 22H175L174 19H175L176 17H174ZM183 16H184V15H183ZM185 16H186V15H185ZM12 17H14V16H12ZM16 17H17V16H16ZM22 17H21V18L18 17V18H16V19H19V18H20V20H21ZM99 17H100V16H99ZM131 17H132V15H131ZM161 17H163V16H161ZM166 17L169 19V16H168V15H167ZM179 17H180V16H179ZM231 17H232V16H231ZM24 18H25V17H24ZM24 18H23V19H24ZM27 18H28V16H27ZM129 18H130V17H129ZM132 18H133V17H132ZM134 18H135V17H134ZM213 18H214V17H213ZM217 18H218V17H217ZM251 18H252V16H251ZM11 19H12V18H11ZM23 19H22V20H23ZM142 19H143V17H142ZM148 19H149V18H148ZM158 19H159V18H158ZM158 19H156V17H154V18L152 17V18L150 19L149 22H150V23L152 22V24H153V23H155V22H161V21H162V20L159 21ZM176 19H177V18H176ZM12 20H13V19H12ZM64 20H62V21H64ZM132 20H133V19H132ZM213 20H214V19H213ZM221 20H222V19H221ZM0 21H2V20H0ZM9 21H10V20H9ZM58 21H60L58 24H62L61 20H58ZM106 21H107V20H106ZM106 21H105V22H106ZM134 21H135V19H134ZM144 21H145V20H144ZM176 21H177V20H176ZM233 21H234V20H233ZM52 22H53V21H52ZM107 22H108V21H107ZM114 22H115V21H114ZM139 22H140V21H139ZM149 22H147V24H148ZM216 22H217V21H216ZM216 22H215V23H216ZM218 22H219V21H218ZM218 22H217V23H218ZM38 23H39V22H38ZM56 23H57V22H56ZM102 23H103V22H102ZM115 23H116V22H115ZM130 23H131V22H130ZM175 23H176V24H175ZM232 23H233V22H232ZM235 23H236V22H235ZM235 23H234V24H235ZM110 24H111V23H110ZM110 24L108 23L106 28H108V25H110ZM112 24H114V23H112ZM143 24H144V22L142 23V27H143ZM156 24H158V23H156ZM156 24H154V25H156ZM161 24H163V21L161 22ZM164 24H165V23H164ZM174 24H175V25H174ZM218 24H220V23H218ZM73 25H74V24H73ZM75 25H76V24H75ZM81 25H80V26H81ZM139 25H140V24H139ZM145 25H146V24H145ZM145 25H144V28L146 27ZM149 25H150V24H149ZM154 25H151V26L154 27ZM158 25L160 26V23H159ZM169 25H168V26H169ZM220 25H221V24H220ZM231 25H232V24H231ZM236 25H237V23H236ZM76 26H77V25H76ZM163 26H164V25H163ZM238 26H239V25H238ZM0 27H1V26H0ZM55 27H56V26H55ZM89 27H90V28H89ZM152 27H151V28H152ZM160 27H162V26H160ZM182 27H183V26H182ZM234 27H235V25H234ZM59 28L61 29L62 26H61V27L59 26ZM64 28L66 29V27H64ZM114 28H115V27H114ZM224 28H226V27H224ZM19 29H20V28H19ZM104 29H103V30H104ZM115 29H116V28H115ZM179 29H180V30H179ZM208 29H209V28H208ZM16 30H17V29H16ZM21 30H22V29H21ZM119 30H120V29H119ZM121 30H122V29H121ZM124 30H125V29H124ZM143 30H144V29H143ZM146 30H147V29H146ZM154 30H155V28H154ZM166 30H168V29H166ZM206 30H207V29H206ZM240 30H242V29H240ZM257 30H258V29H257ZM22 31H23V30H22ZM54 31H56V30H54ZM54 31H53V33H54ZM60 31H61V30L58 31V27H57V32H60ZM65 31H66V30H65ZM82 31H83V30H82ZM116 31H117V30H116ZM152 31H153V29H152ZM189 31H190V30H189ZM189 31H186V32L188 33ZM200 31H201V30H200ZM208 31H210V30H208ZM217 31H220V30L217 29ZM244 31H245V30H244ZM19 32H20V31H19ZM77 32H78V31H77ZM89 32H90V31H89ZM117 32H118V31H117ZM124 32H125V31H124ZM124 32H123V33H124ZM147 32H148V31H147ZM205 32H206V31H205ZM241 32H243V31H241ZM241 32H240V33H241ZM15 33H17V32H15ZM23 33H24V32H23ZM72 33H73V32H71V33L69 32V34H68V33L63 34L64 36L62 35L63 38H61V40L64 39V38H65V39H64L63 41H65V40H69L70 37H71L70 34H72ZM155 33H156V32H155ZM208 33H209V32H208ZM210 33H211V32H210ZM213 33H214V32H213ZM215 33H216V32H215ZM218 33H219V32H218ZM255 33H256V32H255ZM56 34H58V33H56ZM61 34H62V32H61ZM61 34L59 33V35H61ZM78 34H79V32H78ZM87 34H88V33H87ZM94 34H96V33H94ZM141 34H142V33H141ZM151 34H153V32H152ZM219 34H220V33H219ZM262 34H263V33H261V35H262ZM27 35H28V34H27ZM75 35H76V34H75ZM98 35H100V34H98ZM119 35H120V34H119ZM200 35H201V34H200ZM212 35H214V34H212ZM240 35H242V34H240ZM250 35H251V34H250ZM263 35H264V34H263ZM78 36H79V35H78ZM89 36H90V35H89ZM123 36H125V35H123ZM194 36H195V35H194ZM198 36H199V34H198ZM198 36H197V37H198ZM246 36H249V35H246ZM259 36H260V35H259ZM19 37H21V36H19ZM19 37H18V38H19ZM22 37H23V36H22ZM57 37H58V36H57ZM59 37H60V36H59ZM121 37H122V36H121ZM125 37H126V36H125ZM149 37H150V36H149ZM197 37H196V38H197ZM209 37H210V36H209ZM249 37H250V36H249ZM260 37H261V36H260ZM126 38H127V37H126ZM146 38H147V37H146ZM199 38H200V37H199ZM257 38H258V37H257ZM19 39H20V38H19ZM24 39H25V37H24ZM57 39H59V38H57ZM87 39H88V38H87ZM87 39H86V40H87ZM118 39H119V38H118ZM120 39H121V38H120ZM124 39H125V38H124ZM190 39H189V41H190ZM203 39H204V38H203ZM209 39L211 40V38H209ZM216 39H217V38H216ZM20 40L22 41V39H20ZM59 40H60V39H59ZM88 40H89V39H88ZM88 40H87V41H88ZM109 40H110V39H109ZM138 40H142V39H138ZM145 40H146V39H144V41H145ZM197 40H198V39H197ZM230 40H231V39H230ZM69 41H70V40H69ZM76 41H77V40H76ZM87 41H86V43H87ZM112 41H113V40H112ZM115 41H116V40H115ZM115 41H114V42H115ZM117 41L119 42L120 40H117ZM142 41H143V40H142ZM142 41H141V42L139 41V42H140L141 44H144V41H143V42H142ZM189 41H188V42H189ZM195 41H196V40H195ZM195 41H194V42H195ZM232 41H233V40H232ZM9 42H10V41H9ZM14 42H15V40H14ZM14 42H11V43H12V46L14 45V44H13ZM57 42H58V41H57ZM88 42H89V41H88ZM121 42H122V41H121ZM127 42H128V41H127ZM130 42H131V41H129V44H127V45H125V46H124V44H123V46L121 45L122 47H121L120 45L117 44V46H120V48L123 50V52H122L121 54H123L124 51H125L126 49H128V50L130 49V50H131V49L134 47V45H133V47H132V43H133V42H132V43H130ZM145 42H147V41H145ZM186 42H187V40H186ZM196 42H197V41H196ZM26 43H28V42H26ZM36 43H37V42H36ZM36 43H35V44H36ZM51 43H53V42H51ZM83 43H84V42H83ZM108 43H110V41H109ZM108 43L106 44L107 46H108ZM122 43H123V42H122ZM147 43H148V42H147ZM147 43H146V45H147ZM150 43H151V42H150ZM150 43H149V44H150ZM211 43H212V42H211ZM2 44H3V43H1V45H0V60H1L2 62H4V63L8 64V65H11V67L8 66V65H7V67L12 68V66L14 67V64H15L16 60L19 59V56L16 57L15 54H12V53H6V52L10 51V50L7 51V48H6V46H5V44H8V42H5L3 45H2ZM59 44H60V43H59ZM110 44H111V43H110ZM125 44H126V43H125ZM137 44H138V42H137ZM141 44H140L141 47H140V46H138V47H140V48H146V47H147V46H144V45H141ZM187 44H188V43H187ZM192 44H193V43H191V45H192ZM238 44H241V43H238ZM16 45H17V44H16ZM20 45H21V43H20ZM54 45H55V44L51 45L52 47H50V49L53 48ZM73 45H74V42H73ZM78 45L80 46L81 44H78ZM185 45H186V44H185ZM191 45H190V46H191ZM195 45H196V44H195ZM214 45H215V44H214ZM217 45H218V44H217ZM12 46H11V47H12ZM22 46H26V47H28L27 45H23V44H22V45H21V48H22ZM32 46H34V45H31V47H32ZM86 46H87V45H86ZM111 46H112V45H111ZM115 46H116V45H115ZM149 46H151V45H149ZM190 46H189V47H190ZM211 46H212V45H211ZM211 46H209V47H211ZM220 46H221V45H220ZM220 46H219V48H220ZM228 46H229V45H228ZM231 46L233 47V45H231ZM240 46H241V45H240ZM247 46H248V45H247ZM18 47H19V46H18ZM29 47H30V45H29ZM38 47H40V46L36 45L37 51H38ZM42 47H43V46H42ZM42 47H40V49H41ZM80 47H81V46H80ZM151 47H152V46H151ZM229 47H230V46H229ZM234 47H235V46H234ZM36 48H35V49H36ZM100 48H102V47H100ZM120 48L117 49L118 52L115 53L116 56H117L118 53H120V52H119V51L121 50ZM135 48H136V47H135ZM149 48H150V47H149ZM153 48H154V46H153ZM165 48H168V47H165ZM186 48H187V47H186ZM186 48H185V49H186ZM199 48H201V47H199ZM211 48H212V47H211ZM211 48H210V49H211ZM35 49H34V50H35ZM50 49H48L47 52H46V51L44 52L43 57H42L41 54H40L41 56H39V57L42 58L41 60H43L44 62H45V61H48V60L50 59V57H51L50 55H54V54H53V51H54V53H55V50H54L55 48H54L52 51H51ZM81 49H82V47H81ZM96 49H97V48H96ZM96 49H95V50H96ZM124 49H125V50H124ZM136 49H139V48H136ZM150 49H151L152 52H153L154 49H152V48H150ZM161 49H162V48H161ZM168 49H170V48H168ZM173 49H174V48H173ZM173 49H172V50H173ZM192 49H194L193 46H192ZM207 49H208V48H207ZM225 49H227V48H225ZM225 49H223V50H225ZM22 50H23V48H22ZM49 50L51 51L50 54H49ZM89 50H92V49L90 48ZM89 50H88V52L90 53ZM117 50H116V51H117ZM122 50H121V51H122ZM139 50H141V49H139ZM139 50H134L135 53L133 52V50H132V51H127L126 54H129V53H130V54H131V55H130V56H131L130 58H133V57H132V55H133L132 52L134 53V55H135V54H139V53H140ZM151 50H150V52H151ZM162 50H163V49H162ZM170 50H171V49H170ZM182 50H183V49H182ZM189 50H190V48H189ZM199 50H200V49H199ZM205 50H206V49H205ZM205 50H204V51H205ZM216 50H217V49H216ZM239 50H240V49H239ZM37 51H36V52H37ZM39 51H40V50H39ZM86 51H87V50H86ZM98 51L100 52L101 50L98 49ZM157 51H158V50H157ZM167 51H168V50H167ZM174 51H175V50H174ZM178 51H179V49H178ZM195 51H196V50H195ZM10 52H11V51H10ZM59 52H60V51H59ZM93 52H94V51H92V53H93ZM95 52H97V51H95ZM101 52H102V51H101ZM105 52H106V50H105ZM143 52H144V51H143ZM143 52H142V53H143ZM150 52H148V53H150ZM152 52H151V53H152ZM159 52H160V51H159ZM161 52H162V51H161ZM172 52H173V51H172ZM188 52H189V51H188ZM190 52H191V51H190ZM242 52H243V51H242ZM41 53H42V52H41ZM77 53H78V52H77ZM92 53H91V54H92ZM103 53H104V52H103ZM103 53H102V54H103ZM106 53H107V52H106ZM110 53H111V52H110ZM146 53H147V52H146ZM148 53H147V54H148ZM173 53H174V52H173ZM182 53H183V52H182ZM194 53H195V52H194ZM57 54H58V53H57ZM57 54H55V56H56ZM80 54H81V51H80ZM83 54H84V56H85V53H83ZM140 54H141V53H140ZM155 54H156V52H155ZM155 54H154V55H155ZM157 54H158V53H157ZM162 54H163V53H162ZM176 54H177V53H176ZM187 54H188V53H187ZM198 54H199V53H198ZM198 54H197V52H196V55H198ZM221 54H222V53H221ZM23 55H24V54H23ZM34 55H35V51H34ZM63 55H64V54H62V55H58L59 58L57 57V60L60 61V62H58L56 65H55V64H52V61H51V64H52L54 70H53V73H51V74L48 73V74H50V76H53V75L58 74L60 71H62V69H63L66 65H67V67H65L64 70H66L67 72H70V71L72 70L71 72H72V73L74 72L73 70L75 69V67H74V69H73V66L75 65V62H74V65L72 66V68H71V66H70L71 64H70V65H69V64H64V65H63V63H64L63 61L67 60V57H66V59H65V57H64L65 55H64V56H63ZM86 55H87V54H86ZM95 55H97V54H95ZM106 55H107V54H105V56H106ZM118 55H120V54H118ZM154 55H153V56H154ZM158 55H159V54H158ZM191 55H192V54H191ZM234 55H235V54H234ZM238 55H239V54H238ZM20 56H21V55H20ZM49 56H50V57H49ZM84 56L82 55L81 58L83 59ZM102 56H103V55H102ZM105 56H104V57H105ZM122 56H123V55H122ZM128 56H129V55H128ZM135 56H136V55H135ZM137 56H138V55H137ZM149 56H150V54H149ZM149 56H148V57H149ZM153 56L151 55V57H153ZM189 56H190V55H189ZM219 56H220V54H219ZM23 57H25L26 60H29V58H27L26 55H24ZM86 57H87V56H86ZM93 57H94V56H93ZM110 57H111V56H110ZM141 57H142V56H141ZM141 57H140V59H141ZM151 57H149V58H151ZM162 57H163V56H162ZM184 57H185V56H184ZM190 57H191V56H190ZM198 57H199V56H198ZM21 58H22V57H21ZM25 58H24V60H25ZM77 58H78V57H77ZM97 58H98V57H97ZM97 58H95V59H97ZM111 58H113V57H111ZM114 58H115V57H114ZM126 58H127V56H126ZM126 58H124V60H125ZM130 58H129V59H130ZM142 58H143V57H142ZM153 58H157V56H155V57H153ZM165 58H166V57H164V59H165ZM167 58H168V57H167ZM187 58H188V57H187ZM187 58H186V59H187ZM193 58H194V56H193ZM193 58H192V59H193ZM210 58H211V57H210ZM213 58H214V57H213ZM82 59H81V62L83 61ZM89 59H90V58H89ZM92 59H93V58H92ZM104 59H106L107 62L113 60V59L108 60L109 57H108V58L106 57V58H104ZM104 59L102 58L101 60H104ZM115 59H116V58H115ZM121 59H122L121 62H123V61H124V60H123V57H122ZM146 59H147V58H146ZM160 59H161V58H160ZM168 59H169V58H168ZM184 59H185V58H184ZM207 59H208V58H207ZM219 59H220V58H219ZM246 59H247V58H246ZM22 60H23V59H22ZM26 60H25V61H26ZM41 60H40V61H41ZM52 60H53V59H52ZM54 60H55V58H54ZM98 60H100V59H98ZM126 60H128V59H126ZM147 60L149 61V59H147ZM147 60H146V62H147ZM156 60H157V59H156ZM194 60L197 61L196 59H194ZM209 60H210V59H209ZM213 60H214V59H213ZM222 60H223V59H222ZM31 61H32V60H31ZM33 61H34V62H33ZM33 61H32L31 63H34V64H35V60H33ZM69 61H71V59H70ZM79 61H80V60H79ZM104 61H105V60H104ZM119 61H120V60H119ZM130 61H132V60H130ZM142 61H143V60H142ZM162 61H163V59H162ZM215 61H217V60H215ZM215 61H214V62H215ZM242 61H243V60H242ZM54 62H57V61H54ZM62 62H63V63H62ZM67 62H68V61H67ZM72 62H73V61H72ZM91 62H92V61H91ZM137 62H138V60H137ZM137 62L135 61V62H134V63H135L134 65H136ZM149 62H151V64H150L149 67H150L151 69H153V70L149 69V70H151V71H157V70H158V67H160V69H161V67H162V68L164 67V66H160V65H158V67H157L156 64H153V59H152V60L150 59ZM168 62H169V61H168ZM205 62H206V61H205ZM219 62H221V61H219ZM224 62H225V61H224ZM224 62H223V63H224ZM248 62H249V61H248ZM23 63H24V62H23ZM27 63H28V62H26V64H27ZM29 63H30V61H29ZM29 63H28V64H29ZM31 63H30V64H31ZM37 63H38V62H37ZM37 63H36V64H37ZM40 63H42V62H40ZM76 63H77V62H76ZM92 63H93V62H92ZM95 63H96V61H95ZM97 63H98V62H97ZM117 63H120V62H118V59H117L116 64H117ZM127 63H128V62H127ZM132 63H133V61H132ZM161 63H162V62H161ZM241 63H242V62H241ZM243 63H244V62H243ZM243 63H242V64H243ZM42 64H45V63H42ZM46 64H47V62H46ZM98 64H99V63H98ZM100 64L102 65V63H100ZM106 64H107V63H106ZM122 64H123V63H122ZM139 64H142V66H143L145 63H144V64H143V63H139ZM147 64H148V63H147ZM147 64H145V65H147ZM159 64H160V63H159ZM203 64H204V63H203ZM203 64H202V65H203ZM221 64H222V63H221ZM232 64H233V63H232ZM242 64H240V65H242ZM249 64H250V63H249ZM3 65H4V64H3ZM59 65H60V66H59ZM68 65L70 66V68H69ZM117 65H118V64H117ZM123 65H124V64H123ZM148 65H149V64H148ZM148 65H147V66H148ZM170 65H171V64H170ZM199 65H200V64H199ZM234 65H235V64H234ZM238 65H239V64H238ZM4 66H5V65H4ZM15 66H16V65H15ZM26 66H28V65H26ZM29 66H31V65H29ZM61 66H62V68H61ZM75 66H76V68H77V71H79V68L77 67V65H75ZM78 66H79V65H78ZM93 66H94V65H93ZM139 66H141V65H139ZM207 66H208V65H207ZM207 66H206V67H207ZM242 66H244V64H243ZM248 66H249V65H248ZM5 67H6V66H5ZM104 67H105V66H104ZM104 67H103V68H104ZM124 67H125V66H124ZM169 67H170V66H169ZM208 67H209V66H208ZM208 67H207V68H208ZM252 67H254V66H252ZM23 68L25 69V65L23 66ZM27 68H28V67H27ZM30 68H31V67H29V69H30ZM93 68H94V67H93ZM95 68H96V67H95ZM97 68H98V66H97ZM100 68H101V67H100ZM114 68H115V70H117L118 67H114ZM120 68H121V67H120ZM145 68H146V67H145ZM189 68H190V67H189ZM209 68H210V67H209ZM209 68H208V69H209ZM245 68H246V67H245ZM250 68H251V66H250ZM7 69H8V68H7ZM7 69H6V68L4 69V70H6V71H5V74H7V73H6V72H7ZM17 69H18V68H17ZM17 69H16V70H17ZM31 69H32V68H31ZM33 69H34V68H33ZM195 69H196V68H195ZM195 69L193 68V70H195ZM212 69H213V67H212ZM241 69H242V68H241ZM241 69H240V70H241ZM12 70H14V68H13ZM64 70H63V71H64ZM75 70H76V69H75ZM164 70H165V69H164ZM209 70H210V69H209ZM240 70H239V71H240ZM9 71H10V70H9ZM27 71L29 72V71H31V70H28V69H27ZM27 71H26V73H27ZM49 71H50V70H49ZM51 71H52V70H51ZM210 71H211V70H210ZM214 71H215V70H214ZM220 71H221V70H220ZM236 71H237V70H236ZM242 71H243V70H242ZM244 71H245V70H244ZM246 71H247V70H246ZM71 72H70V73H71ZM75 72H76V71H75ZM96 72H97V71H96ZM136 72L138 73V71H136ZM136 72H134V73L136 74ZM163 72H164V71H162V70H159V71H158V74L160 75V78H161V79H164L165 81H168V82H169L170 80H168L167 75H166L165 73H163ZM181 72H183V70H182ZM188 72H189V71H188ZM218 72H219V71H218ZM218 72H217L218 75H217V77H216L217 80H216L215 82H214V81H211L212 83L214 82L213 84L211 83V84H212L211 87H212L213 85H215V86H213V87L215 88V90H217V88H219V87H221L222 89H223L224 87H225L226 89H227V88L231 89V87L234 85L233 83H235V82H233L232 85H231V83H228V82L224 79L225 77H224L223 74H225V73H222V76H221V74L219 75ZM8 73H9V72H8ZM70 73H69V74H70ZM132 73H133V72H132ZM179 73H180V72H179ZM190 73H192V70H190ZM215 73H216V72H215ZM246 73H248V72H246ZM246 73H245V75H246ZM2 74L4 75V73H2ZM12 74H13V73H12ZM30 74H33V73L31 72ZM73 74H74V73H73ZM76 74H79V73H75V75H76ZM80 74H81V73H80ZM120 74H121V73H120ZM135 74H134V75H135ZM168 74H169V77H170V74H171V73L168 72ZM8 75H9V74H8ZM8 75H7V77H8ZM33 75H34V74H33ZM33 75L31 76L32 78H33ZM66 75H67V74H66ZM66 75H65V76H66ZM83 75H84V74H83ZM128 75H129V74H128ZM128 75L125 76L126 79H127V81L130 80V79L128 80V78H129ZM165 75H166V76H165ZM193 75H194V74H193ZM214 75H215V74H214ZM235 75H236V73H235ZM241 75H242V74H241ZM249 75H250V74H249ZM249 75H248V76L246 75V76L249 78ZM252 75H253V73H252ZM258 75H259V74H258ZM9 76H10V75H9ZM27 76L30 78V76H29L28 73H27ZM173 76H174V75H173ZM173 76H172V79L174 78ZM4 77H5V75H4ZM7 77H6V78H7ZM10 77H11V76H10ZM10 77H8V78H10ZM62 77H63V76H62ZM79 77H80V79H79ZM81 77H82V76H78V77H76V81H75L76 84L79 83V82L81 81V79H82ZM123 77H124V76H123ZM125 77H124V78H125ZM127 77H128V78H127ZM133 77H134V76H133ZM178 77H179V76H178ZM188 77H190V76H188ZM188 77H187V78H188ZM213 77H214V76H213ZM237 77H238V76H237ZM251 77H252V76H251ZM258 77H259V76H258ZM261 77H262V76H261ZM263 77H264V76H263ZM1 78H2V77H1ZM34 78H35V77H34ZM92 78H93V77H92ZM108 78H109V77H108ZM112 78H113V79H111V83H112L111 85H113V83H114L115 80L117 79L116 77H112ZM121 78H122V75L120 76L119 80H122ZM184 78H185V75H184ZM187 78H186V79H187ZM241 78H242V77H241ZM248 78H247V80H248ZM259 78H260V77H259ZM259 78H258V79H259ZM30 79H31V78H30ZM89 79H90V78H89ZM100 79H101V78H100ZM126 79H123V81L127 83V84H126V83L123 82L124 84H126V85H124V87H125V86L128 87V88H127V90H129L128 93H131V94L133 95V93L130 91V90L133 89V88H131V89L129 88L130 85H131L132 83H130V85H129V83L126 81ZM137 79H138V78H137ZM139 79H140V77H139ZM170 79H171V78H170ZM191 79H192V78H191ZM250 79H252V78H250ZM255 79H256V78H255ZM260 79L262 80V78H260ZM3 80H4V79H3ZM54 80H56V79H54ZM94 80H95V78H94ZM94 80H92V82H93ZM112 80H113V81H112ZM173 80H174V79H173ZM176 80H177V79H176ZM188 80H189V79H188ZM188 80H187V82H188ZM211 80H212V79H211ZM244 80H246V78H245ZM244 80H243V81H244ZM252 80H253V79H252ZM256 80H257V79H256ZM22 81H23V80H22ZM96 81H97V80H96ZM104 81H105V80H104ZM132 81H133V84H134L135 80L132 79ZM177 81H178V80H177ZM184 81H186V80H184ZM189 81H190V80H189ZM229 81H230V80H229ZM236 81L239 82V80H236ZM240 81H241V80H240ZM136 82L138 83V81H136ZM161 82H162V81H161ZM168 82L166 83L167 85L165 84L166 87H167L168 85L171 84V82H170V83H168ZM182 82H183V81H182ZM250 82H251V81H250ZM28 83H29V85H30V83L32 84L33 82L31 81V82H28ZM28 83H27V84H28ZM66 83H67V82H66ZM71 83H74V82L71 81ZM96 83H97V82H96ZM100 83H101V80H100ZM100 83H98V85H99ZM103 83H104V82H103ZM105 83H106V82H105ZM115 83H116V82H115ZM118 83H119V82H118ZM123 83H122V84H123ZM178 83H179V82H178ZM184 83H186V82H184ZM236 83H237V82H236ZM54 84H55V83H54ZM76 84H74V86H75ZM120 84H121V83H120ZM122 84H121L120 86H122ZM162 84H163V83H162ZM241 84H242V81H241ZM72 85H73V84H72ZM77 85H78V84H77ZM111 85H109V88L111 87ZM181 85H183V84L180 83V85H178V86H181ZM115 86H118V85H114V88H115ZM120 86H119V87H120ZM132 86H133V85H132ZM134 86H135V85H134ZM183 86L186 88L185 85H183ZM205 86H206V83H205ZM216 86H218V87H216ZM238 86H240V84H238ZM49 87H50V86H49ZM51 87H52V84H51ZM103 87H104V86H103ZM138 87H139V86H138ZM138 87H137V88H138ZM168 87H169V86H168ZM168 87H167L166 89H168ZM171 87H172V85H171ZM181 87H182V86H181ZM203 87H204V86H202V89H203ZM263 87H264V86H263ZM29 88H30V87H29ZM29 88H28V89H29ZM34 88H35V87H34ZM54 88H55V87H54ZM95 88H96V86H95ZM114 88H113V86H112V88L109 90L110 93H108L107 90H106V91L104 90L105 92H107V93L109 94L108 97H109L110 100H111V101H110V102H111L110 105H111V106H112V105H116V106H119V107H123V105H121V103H124V102L127 101V100L124 98L125 93H124V96H123V99H125V101L119 103V101H121V100H120L121 98H120V99L118 98V99H119V100H118V99L113 95V94H114V92H113V89H114ZM122 88H123V87H122ZM137 88H136V89H137ZM162 88H163V87H162ZM164 88H165V87H164ZM174 88H175V86L173 87V89H174ZM178 88H179V87H178ZM221 88H220V89H221ZM93 89H94V88H93ZM105 89H106V88H105ZM169 89H171V88H169ZM186 89H187V88H186ZM205 89H207V88H205ZM208 89H209V88H208ZM32 90H33V89H32ZM34 90H37V89H34ZM56 90H57V89H56ZM98 90H99V89H98ZM118 90H119V92H120V89H119V88H118ZM127 90H125V91H127ZM134 90H135V89H133L132 91L134 92ZM178 90H179V89H178ZM57 91H58V90H57ZM135 91H136V90H135ZM137 91H138V89H137ZM176 91H177V89H176ZM179 91H180V90H179ZM179 91H178V92H179ZM201 91H202V90H201ZM204 91H205V90H204ZM224 91H225V89H224ZM232 91L235 92L236 94H237V92H238V91H236V89H234V90H232ZM34 92H35V91H34ZM52 92H53V91H52ZM123 92H124V91H123ZM146 92H147V91H146ZM198 92H199V91H198ZM205 92H207V90H206ZM32 93H33V92H32ZM55 93H56V92H55ZM112 93H113V94H112ZM135 93H136V92H135ZM135 93H134V95H136V96L138 97V95H137L138 92H137L136 94H135ZM143 93H145V92L143 91ZM147 93H149V92H147ZM202 93H203V92H202ZM235 93H234V94H235ZM38 94H39V93H38ZM126 94H127V92H126ZM174 94H177V93H174ZM262 94H263V93H262ZM262 94H261V95H262ZM27 95H28V94H27ZM35 95H36V94H35ZM60 95H61V94H60ZM104 95H106V94H104ZM132 95H130V96L128 95V96L131 97ZM134 95H133V96H134ZM144 95H145V94H144ZM146 95H147V94H146ZM205 95H206V94H205ZM205 95H204V96H205ZM126 96H127V95H126ZM126 96H125V97H126ZM133 96H132V97H133ZM149 96H150V95H149ZM193 96H194V95H193ZM8 97H9V96H8ZM35 97H38V96H35ZM89 97H90V96H89ZM101 97H102V96H101ZM134 97H135V96H134ZM134 97H133V98H134ZM177 97H178V96H177ZM177 97H176V98H177ZM202 97H203V96H202ZM234 97H236V95H235ZM237 97H238V96H237ZM9 98H10V97H9ZM66 98H67V97H66ZM103 98H104V97H103ZM199 98H201V95H200ZM203 98H204V97H203ZM203 98H202V99H203ZM205 98H206V96H205ZM127 99H128V97H127ZM131 99H132V98H131ZM173 99H174V98H172V100H173ZM202 99H201V101H202ZM98 100H99V99H98ZM98 100H97V102H98ZM104 100H105V99H104ZM135 100H136V99H134L133 101H135ZM231 100H232V98H231ZM235 100H237V98H235ZM2 101H3V94H2V92H0V102H2ZM18 101H19V100H18ZM58 101H59V100H58ZM94 101H95V99H94ZM99 101H100V100H99ZM232 101H233V100H232ZM4 102H5V101H4ZM89 102H90V101H89ZM135 102H136V101H135ZM233 102H235V101H233ZM60 103H61V102H59V104H60ZM93 103H95V102H93ZM183 103H184V102H183ZM187 103H188V102H187ZM187 103H186V104H187ZM193 103H194V102H193ZM193 103H192V104H193ZM196 103H198V102H196ZM196 103H195V104H196ZM235 103H236V102H235ZM241 103H242V102H241ZM11 104H12V102H11ZM91 104H92V103H91ZM95 104H96V103H95ZM98 104H100V103H98ZM126 104H129V103L126 102ZM135 104H136V103H135ZM205 104H206V103H205ZM207 104H208V103H207ZM207 104H206V105H207ZM214 104H215V103H214ZM251 104H252V103H251ZM9 105H10V104H9ZM69 105H70V104H69ZM93 105H94V104H93ZM93 105H92V106H93ZM136 105H137V104H136ZM183 105H184V104H183ZM187 105H188V104H187ZM197 105L199 106V105H201V104H197ZM206 105H203V106L205 107ZM209 105H210V104H208V106H209ZM217 105H218V104H217ZM226 105H227V104H226ZM241 105H244V104H241ZM10 106H11V105H10ZM58 106H59V105H58ZM58 106H57V107H58ZM72 106H73V105H72ZM100 106H101V104H100ZM116 106H113V107H116ZM130 106H131V105H130ZM203 106H202V107H203ZM208 106H206V108H207ZM213 106H214V105H213ZM70 107H71V106H70ZM76 107H77V106H76ZM78 107H79V106H78ZM89 107H91V106H89ZM93 107H95V106H93ZM97 107H98V106H97ZM128 107H129V105H128ZM128 107H127V108H128ZM145 107H146V106H145ZM199 107H200V106H199ZM204 107H203V108H204ZM260 107H261V106H260ZM7 108H8V109H7ZM16 108H19V107H13V108H12V106H11V109H9V107H8L7 104H3V103H1V104H0V124L2 123L3 120H6V116H7L6 114H8V115H9V114H12V115L15 116V118L18 117L17 114H16V111H17ZM60 108H61V107H60ZM60 108H58V109H60ZM74 108H75V107H74ZM116 108H118V107H116ZM134 108H135V107H134ZM141 108H142V107H141ZM141 108H140V109H141ZM170 108H171L172 110H171V109H170L169 111H168V110H165V111H167L168 113H167V112H164L163 109H162L163 113H161V114H162L163 116H164L165 114L168 116V117H167V116L165 115V118H170V117H172L173 119L178 118V116L180 115V112H181L180 110H181L182 108L179 109L180 112L177 110V108H172V107H170ZM208 108H209V107H208ZM257 108H258V107H257ZM68 109H69V108H68ZM70 109H72V108H70ZM70 109H69V110H70ZM118 109H119V108H118ZM120 109H121V111L124 112V109H122V108H120ZM120 109H119V110H120ZM131 109H132V108H131ZM131 109L128 108L127 111L129 110L128 112H130V111H132ZM140 109H139V110H140ZM184 109H185V108H184ZM184 109H183V110H184ZM196 109H197V108H196ZM85 110H86V108H85ZM85 110H84V111H85ZM88 110H89V109H88ZM134 110H135V109H133V111H134ZM137 110H138V108H137ZM141 110H142V109H141ZM188 110H189V109H188ZM198 110H199V108H198ZM203 110H204V109H203ZM222 110H224V109H222ZM230 110H231V109H230ZM19 111H20V110H19ZM19 111H18V112H19ZM54 111H55V110H54ZM77 111H78V110H77ZM135 111H136V110H135ZM150 111H151V110H150ZM185 111H186V110H185ZM189 111H190V110H189ZM7 112H8V113H7ZM18 112H17V113H18ZM55 112H56V111H55ZM85 112H86V111H85ZM143 112H145V111H143ZM146 112H147V111H146ZM148 112H149V111H148ZM182 112L184 113V111H182ZM202 112H203V111H202ZM206 112H207V110H206ZM209 112H210V110H209ZM209 112H207V113H209ZM91 113H92V112H91ZM96 113L102 115L101 112H100V113H99V112H96ZM96 113H95V114H96ZM131 113H132V112H131ZM136 113H137V111H136ZM157 113H160V110H159V112H157ZM210 113H211V112H210ZM210 113H209V116H210ZM34 114H35V113H34ZM40 114H41V113H40ZM40 114H39V115H40ZM80 114H81V113H80ZM80 114H79V115H80ZM126 114H127V113H126ZM128 114H129V113H128ZM154 114H155V113H154ZM181 114H182V113H181ZM186 114H187V113H186ZM204 114H205V112H204ZM215 114H217V113H215ZM4 115H6V116H4ZM18 115L20 116L21 114L19 113ZM22 115H23V114H22ZM22 115L19 117V119L21 118V119H20L21 121H19V122H20L19 124L22 125V127L25 129V125H28L29 122L26 123V121H28V120H26L25 116H22ZM39 115H38V116H39ZM79 115L77 116L76 119L74 118V120H70V121L68 120L67 123H66V122L63 123V126H64V124L66 125V126H64V127H66V128H65V132H63V133L65 134V133H66V129H67L69 132H67L66 134H70V135H65V137H64V134L62 133V131L59 130V131L63 134V136H62L63 138L61 137V135H60V137H61L62 139H64V140H66L67 138L73 140V138H77V137H74V136H73V135L76 134L75 136H77V135L80 136V137H81V136H87L88 138H92L93 140L96 139L97 142H94V144L92 143L93 141L90 140L91 143H92V145H94L95 148H93L92 146H90L91 144H90V145L87 144V146H88V147H92V148H90V150H91V149H94V151H93L94 154H95V153L97 154V155L95 154V156H98V157L100 156V157H99V160L96 161L95 158L92 159L91 156H90V159L88 158V160L86 159V161H85L84 158H82V159L84 160V163H83V161L81 160V162H82L81 166H83V167L80 168V171H82L81 173H82L83 175H82V174H81L82 176H81V175H78V177L80 176L81 180H84V181L87 180L86 182H87L88 184H89V182H90V187L93 189V191H94V195H95V193L98 194V195L96 196V197H97L96 200H98V202H99L98 206L100 205V207H99V209H98V212H99V214H102V216L99 217L100 220L103 219V215H105V214H107V215H108V214H109V215H111V214H112V215H114V214L116 215V214H117V215H116V217H117V216H118V212L121 210V209H120V206H122V204L127 203L128 206H131V205H134V204H135V202H134V204H133V200L131 201V199H132V198L134 199V197H132V198L129 197L131 193L129 194V196H126V195H128V194L125 193L124 191H122V189H121V191H122V192H121L120 189H119V187H121L122 185H121V186L118 185V188L116 189L117 192L114 191V192H115L114 194L117 195V196H119L120 199H118V197H117V198H114L115 195L113 194V195H114V196H113L114 199H112L113 201H112V200H111L112 202H111V201H108V198L105 197L104 191L102 192V191L99 190V189L101 188V186H102L103 184H110V185L112 184V185H115V184H113V183H115L116 181H114V182H113V181H110V180H112V179H110V180H106V179H105L106 181H103L102 179H100L99 177L96 176L97 171H96L95 174H94V172H93L91 176H90L89 174L86 176V172H87L88 170H90V167H91L92 169H96V167H99V166L97 165L98 163L101 164V165H103V166H105V164H104L105 161H104V162H101L100 158H101L102 156L106 157L104 154H105V152H107V151H105L107 148L102 150V147H106V146H107L106 143H107L108 141L106 142V140H107L106 137H108V136H106L105 139H104V138H103V139L101 138V140L99 141V139H98V138H99V134H97L98 136H94V135H96V134H95V133L93 134V129H92V127H89V129H87V131L83 132L84 130H82V128L85 127V125H87V122H86L87 118H85V117H88L90 114L88 115L87 112H86V113H84V114H81V115H83V116H79ZM92 115H93V114H92ZM156 115H157V114H156ZM158 115H159V114H158ZM10 116H11V115H10ZM35 116H36V115H35ZM38 116H37V117H38ZM61 116H62V118H64L63 115H61ZM72 116H73V115H72ZM75 116H76V115H75ZM94 116H95V115H94ZM98 116H99V115H98ZM184 116H185V114H184ZM187 116H188V115H187ZM205 116H206V115H205ZM216 116H217V115H216ZM30 117L33 118V117H32V114H31ZM54 117H55V115H54ZM66 117H67V115H66ZM96 117H97V116H96ZM96 117H95V118H96ZM123 117H124V116H123ZM154 117H155V116H154ZM157 117H158V116H157ZM182 117H183V115H182ZM207 117H208V116H207ZM207 117H206V118H207ZM219 117H220V116H219ZM10 118H11V117H10ZM34 118H35V117H34ZM89 118H90L91 121H92V117L89 116ZM98 118H99V117H98ZM160 118H161V117H160ZM202 118H203V117H202ZM204 118H205V117H204ZM206 118H205V120H206ZM217 118H218V117H217ZM84 119H85V120H84ZM102 119H105V118H102ZM102 119H101V120H102ZM124 119H125V118H124ZM133 119H134V118H133ZM136 119H137V118H136ZM161 119H162V118H161ZM183 119L185 120V117H184ZM10 120H11V119H10ZM34 120H35V119H34ZM65 120H66V118H65V119H62V121H65ZM101 120H100V122H101ZM178 120H179V119H178ZM184 120H183V123L185 122ZM189 120H190V119H189ZM198 120H199V119H198ZM93 121H95V120H93ZM122 121H124V120H122ZM122 121H121V122H122ZM130 121H132V120H129V122H130ZM158 121H159V120H158ZM161 121H162V120H161ZM161 121H159V123H162ZM164 121H165V119L163 120V122H164ZM186 121H188V118L186 119ZM203 121H204V119L201 121V124H202V123H203V124L206 123V125H205V124L203 125V126H204V129H205V127L207 126V130H206V129H205V130H206V132L208 131V133H209V130L212 128V132H211V134H210V137L213 136L212 134H213V129H214L215 123L213 124V123H212L213 121H212L211 119H210V122H209V119L206 120V121H204V122H203ZM3 122H4V121H3ZM30 122H31V121H30ZM104 122H105V121H104ZM124 122H125V121H124ZM167 122H168V121H166V123H167ZM181 122H182V121H181ZM189 122H191V121H189ZM13 123H16V122H14V120H13ZM17 123H18V122H17ZM25 123H26V124H25ZM33 123H34V122H33ZM61 123H62V122H61ZM102 123H103V122H102ZM106 123H107V122H106ZM106 123H105V124H106ZM122 123H123V122H122ZM159 123H158V125H159ZM31 124H32V123H31ZM97 124H98V123H97ZM97 124H96V126H98ZM99 124H100V123H99ZM103 124H104V123H103ZM103 124H101V125H103ZM105 124H104V125H105ZM132 124L134 125V122H133ZM150 124H152L151 121H150ZM162 124H163L164 126H168L167 124H165V122L162 123ZM185 124H187V122H186ZM185 124H184V125H185ZM211 124H213L214 126H212ZM16 125H17V124H16ZM29 125H30V124H29ZM29 125H28V126H29ZM56 125H57V126H56V129H57V128L59 127L60 123H57ZM61 125H62V124H61ZM61 125H60V127H59L58 129H60V128L62 129ZM94 125H95V124H94ZM127 125H128V126L125 125V126H126V129H128L127 127H131V126H130L131 123H129V124H127ZM154 125H156L155 122H154ZM13 126H14V125H13ZM52 126H53V125H52ZM87 126H89V125H87ZM90 126H91V125H90ZM96 126H95V127H96ZM105 126H106V125H105ZM159 126H160V125H159ZM211 126H212V127H211ZM1 127H2V125H1ZM26 127H27V126H26ZM95 127H94V128H95ZM98 127H101V126H98ZM134 127H135V126H134ZM134 127H132V128L134 129ZM138 127H139V126H137V128H138ZM147 127H148V126H147ZM152 127H153V126H152ZM168 127H169V126H168ZM174 127H175V125H174ZM183 127H184V126H183ZM186 127L189 128V127H190V123H188V124L186 125ZM186 127H185V131H188V130H186V129H187ZM210 127H211V128H210ZM69 128H70V130L73 129V131H74L75 134H73V132H71V131L69 130ZM154 128H155V126H154ZM154 128H152V129H154ZM157 128L159 129L158 126H157ZM157 128H156V130L159 131ZM165 128H167V127H165ZM169 128L171 129V127H169ZM178 128H180V127H178ZM181 128H182V127H181ZM9 129H10V128H9ZM29 129H31V128H29ZM100 129H101V128H100ZM124 129H125V128H124ZM130 129H131V128H130ZM141 129H142V128H141ZM174 129H175V128H174ZM1 130H2V129H1ZM14 130H15V129H13V131H14ZM18 130H20V129H18ZM26 130H28V129L26 128ZM26 130H24V133H25ZM134 130H135V129H134ZM183 130H184V129H183ZM215 130H218V132L222 133V131L219 129V126H218V128H216V126H215ZM59 131H58V132H59ZM99 131H100V130H99ZM103 131H105V130H103ZM126 131H127V130H126ZM137 131H138V130H137ZM137 131H136V132H137ZM140 131H141V130L139 129V131H138V132H139V133H138L139 135H138V134H135V135H137V136H136L137 138L140 137V133H142V132H140ZM143 131H144V130H143ZM157 131H156V132H157ZM210 131H211V130H210ZM27 132H28V131H27ZM29 132H30V131H29ZM70 132L72 133V135H71ZM95 132H96V131H95ZM123 132H124V131H123ZM129 132H130V131H129ZM134 132H135V131H134ZM134 132H133V133H134ZM136 132H135V133H136ZM172 132H173V131H172ZM172 132H171V134H173ZM178 132H179V131H178ZM183 132H184V131H183ZM14 133H15V132H14ZM133 133H132V134H133ZM152 133H153V132H152ZM175 133H177V132H175ZM187 133H189V135H190V132H187ZM220 133H219L218 136H220ZM33 134H34V133H33ZM103 134H104V133H103ZM103 134H102V136H103ZM116 134H117V133H116ZM121 134H122V133H121ZM144 134H145V133H144ZM191 134L194 136L196 133L193 134V133L191 132ZM262 134H263V133H262ZM17 135H18V134H17ZM30 135H31V134H30ZM30 135H29V136H30ZM43 135H44V133H43ZM100 135H101V133H100ZM105 135H106V134H105ZM107 135H108V134H107ZM147 135H148V134H147ZM150 135H151V134H150ZM150 135H148V137H150ZM155 135H156V134H155ZM158 135H159V133H157L156 136H158ZM177 135H178V134H177ZM177 135H175V136H177ZM186 135H187V134H186ZM189 135H188V136H189ZM192 135L190 136L189 140H192V141H193L194 139H196L197 137H199L198 134H196L197 136L195 135V137L192 138ZM208 135H209V134H208ZM214 135H215V136L217 135L216 131H214ZM247 135H248V134H247ZM6 136H7V135H6ZM9 136H10V135H9ZM27 136H28V135H26V137H27ZM68 136H70V138H69ZM72 136H73V137H72ZM102 136H101V137H102ZM130 136H131V134H128L127 136H126V134H125V137H122V139L126 140L125 138H127V140H130V139H132V137H135V136L133 135L131 138H129ZM152 136H154V134H153ZM156 136H154V137H156ZM169 136H170V135L168 134V137H169ZM172 136H174V135H172ZM218 136H217V137H218ZM18 137H19V136H17V138H18ZM22 137H24V136L22 135L20 138H22ZM34 137H35V135H34ZM34 137H32V138H34ZM36 137H37V136H36ZM36 137H35V138H36ZM58 137H59V136H58ZM58 137H57V138H58ZM66 137H67V138H66ZM71 137H72V138H71ZM103 137H104V136H103ZM112 137H113V136H112ZM120 137H121V136H120ZM120 137H119V138H120ZM136 137H135V138H136ZM168 137H167V138H168ZM178 137H179V135H178ZM27 138H30V137H27ZM32 138H30V140H31ZM78 138H79V137H78ZM115 138L117 139V137H115ZM135 138H134V139H135ZM145 138H146V137H145ZM145 138L143 137V139H145ZM150 138H151V137H150ZM170 138H172V137H170ZM260 138H261V137H260ZM9 139H10V138H9ZM18 139H19V138H18ZM37 139H38V138H37ZM37 139H36V140H37ZM48 139H49V138H48ZM80 139H81V138H80ZM108 139H109V137H108ZM138 139H139V138H138ZM152 139H153V138H152ZM172 139H174V138H172ZM15 140H17V139H15ZM30 140H29V141H30ZM60 140H61V139H60ZM72 140H71V141H72ZM75 140H76V139H75ZM117 140H121V138H120V139H117ZM124 140H121L120 143L123 142ZM127 140H126L125 142H127ZM136 140H137V139H135L134 142H133V140H132V143H131V141L128 142L130 145L132 144V145H131V148H133V147H132V146H133V143L135 144V143H136ZM140 140H142V139L137 140V142L140 141ZM168 140H169V139H168ZM197 140H198V141H201L202 138H201V140H200V137H199V139H197ZM197 140H196V141H197ZM206 140H207V139H205V142H206ZM7 141H8V140H7ZM18 141H19V140H18ZM20 141H21V140H20ZM66 141H68V140H66ZM104 141L106 142V143H105L106 146L104 145ZM110 141H112V140H110ZM110 141H109V142H110ZM148 141H149V140H148ZM187 141H188V140H187ZM187 141H186V142H187ZM194 141H195V140H194ZM203 141H204V139H203L201 142H203ZM207 141H208V140H207ZM0 142H1V141H0ZM8 142H9V141H8ZM8 142H7V143H8ZM22 142H23V141H22ZM24 142H25V141H24ZM32 142H33V141H32ZM60 142H62V141H60ZM88 142H89V141H87V143H88ZM118 142H119V141H118ZM118 142H117L116 146H117L118 144L120 145V143H118ZM143 142H144V141H142V142L140 141V142L136 143V145L134 146V148H133L132 150H131V148H130V151H129L128 143H123V144L121 143L122 146H123L124 144L127 145V146L125 145L124 147H125V151H126V149H128L127 151H128V154H129V155H128V154H127V155H128L129 157H130V156L132 157L135 153L138 152V153L140 154V156H141V157H139V158H141V159H139V158L137 159V157L135 158V157L133 156V157L136 159V160H134L135 162H134L133 160H132L133 162L131 161V157H130V160H127V162H120V161H123V160H120V159L122 158V157H121V158H118V160H116V162H114V161H113L114 163L111 162L112 165L110 164V165H108V167H111V168H112V167L114 168V167H117V166L119 167L120 164L124 163L125 165H126V164L129 165V166H127V167L129 168L128 170L131 171V173H129V171L127 170L126 172H128V174H131V175H132V173L134 172V170H136V172H134V174H136L137 171L141 172V173H142V175H141L142 180L144 179L143 177H145V176H146V178H148V176H149V178H150L151 176H153V177H155V178H158V180L162 181L163 184H165L166 182H167V184H168L170 181H167V180H165L166 182L163 181L164 175H157L158 173L155 171V167H154V166H156V164H155V165H154V164H148V162L150 161V157H152L153 155H155V156H153V157H159L160 160H161V157H160V156L163 155V156H164L163 159H164L165 157H166V159H167V158H169V157H167L168 155L170 156V154H172V153L174 154V153L177 152L179 149H181L184 145H186L187 148H190V151H192V152L195 151V150L193 149L192 145H190V144L187 145L186 142H183V143H185V144H183L182 142H181L182 144L178 142V145H176V144L174 145V144L172 143V141H171V142H168L167 139H166V140H163V139H162V140H159V141H158V145L160 146V148H158L159 151L156 150V152L151 153V152H152L151 150H150V152H149V150L146 149L148 145H146V143L144 142V143H145V144H144L145 146H144V145L142 144ZM146 142H147V141H146ZM150 142H151V141H150ZM150 142L147 143V144H150ZM16 143H17V142H16ZM25 143H26V142H25ZM25 143H24V145H25ZM39 143H40V142H39ZM51 143H52V141H51ZM51 143H50V144H51ZM67 143H68V142H67ZM67 143H66V144H67ZM89 143H90V142H89ZM112 143H113V142H112ZM139 143H140V144H139ZM195 143H196V142H195ZM3 144H4V143H3ZM13 144H14V143H13ZM30 144H31V143H30ZM33 144H34V142H33ZM78 144H79V143H78ZM141 144H142V145H141ZM20 145H21V144H19V146H20ZM76 145H77V144H76ZM79 145H82L83 147H81V146H80V147H81V148H84V147H85V150H87V148H86L87 146H86L85 144H79ZM79 145H78V146H79ZM84 145H85V146H84ZM103 145H104V146H103ZM119 145H118V147H120ZM150 145H151V144H150ZM150 145H149V146H150ZM7 146H8V145H7ZM9 146H10V145H9ZM17 146H18V145H17ZM21 146H22V145H21ZM28 146H30V145L28 144ZM78 146H77V147H78ZM193 146H194V144H193ZM1 147H2V146H1ZM14 147H15V146H14ZM26 147H27V145H26ZM74 147H75V145H74ZM124 147H122V148H124ZM145 147H146V148H145ZM197 147H198V146H197ZM6 148H7V147H6ZM11 148H12V147H11ZM194 148H195V147H194ZM211 148L214 149V148H213V145L211 146ZM15 149H16V148H15ZM15 149L13 148V150H15ZM19 149H21V148H19ZM19 149H18V150H19ZM88 149H89V148H88ZM115 149H116V148H115ZM184 149H185V148H184ZM184 149H183V150H184ZM228 149H229V148H228ZM79 150H80V148H79ZM85 150L82 149V151H84V152H83L84 155H85V153H87ZM108 150H109V149H108ZM119 150L121 151L122 149H119ZM225 150H226V149H225ZM131 151H133V153H132ZM196 151H197V150H196ZM112 152H113V151H112ZM121 152H124V150H122ZM130 152H131L132 154H131ZM178 152H179V151H178ZM180 152H182V150H180ZM198 152H199V151H198ZM42 153H43V152H42ZM42 153H41V154L39 153V155H42ZM47 153H48V152H47ZM190 153H191V152H190ZM194 153H195V152H194ZM196 153H197V152H196ZM203 153H204V152H203ZM232 153H233V152H232ZM45 154H46V153H45ZM80 154H81V153H80ZM83 154H82V157L87 158L86 155L84 156ZM108 154H109V153H108ZM112 154H114V153H112ZM112 154L110 153L109 156L112 155ZM130 154H131V155H130ZM177 154H178V153H175L174 156L176 157ZM180 154H181V153H180ZM180 154H179V155H180ZM204 154L207 155V152L204 153ZM29 155H30V154H29ZM37 155H38V154H37ZM48 155H49V154H48ZM78 155H79V154H78ZM118 155H119V154H118ZM121 155H122V153H121ZM137 155H138V154H137ZM182 155H183V154H182ZM197 155H199V154L197 153ZM202 155H203V154H202ZM208 155H209V154H208ZM32 156H33V155H32ZM42 156H43V155H42ZM64 156H65V155H64ZM113 156H114V155H113ZM113 156H112V157H113ZM116 156H117V155H115V157H116ZM124 156H125V153H124ZM124 156H123V157H124ZM172 156H173V155H172ZM172 156H170V157H172ZM174 156H173V157H174ZM199 156H201V154H200ZM30 157H31V156H30ZM104 157H103V158H104ZM125 157H126V156H125ZM173 157L171 158V160L173 159ZM202 157H203V156H202ZM202 157H200V158L204 160L203 162H204L205 165H210V164H212V163H209V164H208V162H211V161H212V160L209 159V157H206V156L203 157V158H202ZM25 158H26V160H27V157H25ZM40 158H41V157H40ZM61 158H62V156H61ZM63 158H64V157H63ZM65 158H66V157H65ZM71 158H72V157H71ZM73 158H74V157H73ZM116 158H117V157H116ZM116 158H115V159H116ZM126 158H127V157H126ZM126 158H124V159H126ZM184 158H186V157H184ZM184 158H183V159H184ZM207 158L209 159V161H208ZM52 159H53V158H52ZM115 159H114V157H113V160H115ZM155 159H157V158H155ZM166 159H164V160H166ZM244 159H245V158H243V160H244ZM1 160H2V159H1ZM28 160H29V157H28ZM30 160H31V158H30ZM67 160H68V159H67ZM71 160H73V159H71ZM137 160H140L141 162L139 161V163L137 164V162H138ZM157 160H158V159H157ZM168 160H169V159H168ZM249 160H250V158H249ZM252 160H255V159H252ZM252 160H250L251 163H253ZM24 161H25V160H24ZM24 161H23V162H24ZM44 161H45V160H44ZM44 161H43V162H44ZM74 161H75V160H74ZM79 161H80V160H79ZM87 161H88V162H87ZM117 161H119V162H117ZM172 161H173V160H172ZM175 161H176V158H175ZM241 161H242V157H241ZM247 161H248V160H247ZM247 161H242V162H247ZM255 161H256V160H255ZM257 161H259V160H257ZM27 162H28V161H27ZM150 162H151V161H150ZM150 162H149V163H150ZM152 162H153V160H152ZM163 162H164V161H163ZM19 163H20V162H19ZM21 163H22V162H21ZM44 163H45V162H44ZM60 163H61V162H60ZM71 163H72V161H71ZM134 163H136V164L134 165ZM145 163H146L147 166L145 165ZM156 163H157V162H156ZM213 163H214V161H213ZM247 163L249 164V165H247V167L250 166V163H249V162H247ZM247 163H246V164H247ZM25 164H26V163H25ZM27 164H28V163H27ZM38 164H39V163H38ZM54 164H55V163H54ZM64 164H66V163H64ZM83 164H84V165H83ZM131 164H132V167L130 166ZM158 164H159V163H158ZM246 164H244V165L246 166ZM16 165H17V164H16ZM23 165H24V164H23ZM28 165H29V164H28ZM58 165H61V164H58ZM90 165H91V166H90ZM101 165H100V167H101ZM152 165H154V166H152ZM161 165H162V164H161ZM202 165H203V164H202ZM0 166H1V165H0ZM2 166H3V165H2ZM7 166H8V165H7ZM7 166H6V167H7ZM13 166H15V165H13ZM20 166H21V165H20ZM24 166H25V165H24ZM40 166H41V165H40ZM44 166H45V165H44ZM61 166H62V165H61ZM66 166H67V165H66ZM66 166H65L64 168H66ZM187 166H188V165H187ZM254 166H256V165H254ZM17 167H18V166H17ZM38 167H39V166H38ZM100 167H99V168H100ZM105 167H106V166H105ZM125 167H126V166H125ZM127 167H126V169H127ZM156 167H159V166H156ZM211 167H212V165H211ZM211 167H210V169H211ZM215 167H216V166H215ZM2 168H3V167H2ZM10 168H11V167H10ZM12 168H13V167H12ZM18 168H19V167H18ZM22 168H23V167H22ZM25 168H26V167H25ZM35 168L37 169V167H35ZM35 168L33 167V169H31V170L34 171ZM39 168H40V167H39ZM61 168H62V167H61ZM68 168H69V167H68ZM68 168H67V169H68ZM70 168H71V165H70ZM73 168H74V167H73ZM111 168H110V169H111ZM208 168H209V166H208ZM212 168H214V167H212ZM248 168H249V167H248ZM252 168H253V167H252ZM255 168H256V167H254V169H255ZM4 169H5V168H4ZM6 169H8V167H7ZM6 169H5V170H6ZM15 169H16V168H15ZM104 169H105V168H104ZM108 169H109V168H106V170H108ZM110 169H109V171H110ZM118 169H119V168H118ZM159 169H160V167H159ZM249 169H250V168H249ZM256 169H257V168H256ZM262 169H264V168H262ZM13 170H14V169H13ZM45 170H46V169H45ZM50 170H51V169H50ZM61 170H62V169H61ZM70 170H72V169H70ZM75 170H76V169H75ZM112 170H113V169H112ZM116 170H117V169H116ZM140 170H141V171H140ZM191 170H192V169H191ZM213 170H214V169H213ZM216 170H217V168H216ZM26 171H27V170H26ZM33 171H32V172H33ZM46 171H48V170H46ZM62 171H63V170H62ZM90 171H91V170H90ZM94 171H95V170H94ZM171 171H173V170H171ZM186 171H187V170H186ZM210 171H211V173H212V169H211ZM210 171H209V172H210ZM0 172H1V170H0ZM24 172H25V171H24ZM32 172H31V173H32ZM36 172H37V171H36ZM51 172H52V171H51ZM51 172H50V173H51ZM83 172H84V173H83ZM107 172H108V171H107ZM110 172H111V171H110ZM175 172H176V171H175ZM192 172H193V170H192ZM204 172H205V171H204ZM21 173H22V172H21ZM33 173H34V172H33ZM40 173H41V172H40ZM45 173H48V172H45ZM112 173H113V172H112ZM153 173H154V174H153ZM155 173H157V174H155ZM165 173H167V172H165ZM168 173H170V172H168ZM7 174H8V173H6V175H7ZM19 174H20V173H19ZM24 174H25V173H24ZM29 174H30V173H29ZM43 174H44V173H43ZM74 174H75V173H74ZM107 174H108V173H107ZM122 174H123V172H122ZM128 174H127V175H128ZM137 174L139 175V173H137ZM137 174H136V175H137ZM183 174H184V173H183ZM188 174H189V173H188ZM188 174H187V175H188ZM192 174H193V173H192ZM192 174H191V175H192ZM200 174H201V173H200ZM202 174H203V173H202ZM208 174H210V173H208ZM3 175H5V173H4ZM3 175H2V176H3ZM6 175L4 176V178L6 177ZM20 175H21V174H20ZM25 175H26V174H25ZM25 175H24V176H25ZM31 175H32V174H31ZM39 175H40V174H39ZM44 175H45V174H44ZM109 175H110V173H109ZM131 175H130V176H131ZM136 175H135V177H136ZM138 175H137V178H135V180L137 179L136 181H138V178H139ZM154 175H155V176H154ZM7 176H8V175H7ZM42 176H43V175H42ZM76 176H77V175H76ZM139 176H140V175H139ZM188 176H189V175H188ZM204 176H205V177H208V175H206V173H204ZM25 177H26V176H25ZM29 177H30V176H29ZM70 177H71V176H70ZM70 177H69V178H70ZM82 177H83V178H82ZM102 177H104V176H102ZM165 177H166V174H165ZM184 177H185V178H184ZM184 177H183V178L186 180V176H184ZM205 177H204L203 179H204V181H206V182L203 183L202 185L200 184V185H201V186H200V190L202 189V187H205V188H203V189L201 190V192H200L201 194L203 193V196H204V195L207 196V195H206V189H207V190H211V189H210V188H211L210 185L212 186V184H214V183H212V184H210V185L207 184V183L209 182V181H208L209 179H208V178L206 179ZM27 178H28V177H27ZM38 178H40V177H38ZM69 178H68V179H69ZM132 178H134V176H133ZM166 178L168 179V174H167V177H166ZM166 178H164V179H166ZM169 178H170V177H169ZM187 178H188V177H187ZM230 178H231V177H230ZM0 179H2V177H1ZM29 179H30V178H29ZM68 179H67V180H68ZM72 179H73V178H72ZM116 179H117V178H116ZM116 179H115V180H116ZM118 179H119V178H118ZM139 179H140V178H139ZM151 179H152V178H151ZM174 179H175V178H174ZM184 179H183V180H184ZM221 179H222V181H223V180L225 181L224 178H221ZM221 179H219V180L217 179L218 181H215V182H218V184H222L223 182L221 181ZM2 180L4 181V179H2ZM2 180H1V181H2ZM6 180H7V179H6ZM9 180H10V179H9ZM30 180H31V179H30ZM30 180H29V181H30ZM73 180H74V179H73ZM132 180H133V179H132ZM135 180H134L133 182H135ZM142 180H141V181H142ZM147 180H148V179H146V182H147ZM170 180H171V179H170ZM177 180H178V179H177ZM7 181H8V180H7ZM7 181H5V185H6V182H7ZM24 181H25V180H24ZM123 181H124V180H123ZM129 181H130V180H129ZM144 181H145V180H144ZM144 181H143V183H144ZM204 181H203V182H204ZM228 181H229V180H228ZM26 182H28V180H27ZM44 182H45V181H44ZM67 182H70V181H67ZM71 182H72V181H71ZM126 182H127V181H126ZM139 182H140V180H139ZM149 182H150V181H149ZM153 182H154V181H152V184H153ZM162 182H161L160 190L162 189V192H164L163 190H164V189L166 190V188L163 189ZM164 182H165V183H164ZM171 182H172V180H171ZM174 182H175V180H174ZM174 182H173V184H174ZM179 182H180V181H179ZM189 182H190V181H189ZM220 182H221V183H220ZM3 183H4V182H3ZM9 183H10V182H8V184H9ZM82 183H83V182H82ZM117 183H118V181H117ZM117 183H116L115 186H117ZM127 183H128V182H127ZM130 183H132V182L130 181ZM135 183H136V182H135ZM155 183H156V182H155ZM175 183L178 184V181L175 182ZM200 183H201V182H200ZM51 184H52V183H51ZM83 184H84V183H83ZM88 184H87L86 187L89 188ZM119 184H120V183H119ZM125 184H126V183H125ZM136 184H138V182H137ZM144 184H145V183H144ZM147 184H148V183H147ZM167 184H165L164 187H166ZM169 184H170V183H169ZM173 184H170V187H171ZM181 184H182V183H181ZM181 184H180V185H181ZM184 184H185V182H184ZM225 184H226V186H225ZM91 185H92V186H91ZM95 185H98V187H96ZM139 185H140V186H139ZM139 185H138V188L141 189V191H142V188H141L142 183H139ZM60 186H61V185H60ZM104 186H107V185H104ZM148 186H149V185H148ZM188 186H189V185H188ZM213 186H214V185H213ZM213 186H212V188H214ZM217 186H218V185H217ZM224 186L227 187V181L224 183ZM44 187H45V186H44ZM56 187H59V186L56 185ZM84 187H85V186H84ZM99 187H100V188H99ZM108 187H110V186L108 185ZM126 187H127V184H126ZM142 187H143V186H142ZM151 187H153V186H150V190H151ZM170 187H169V185H168L167 190H168ZM173 187H175V185H174ZM173 187H172V188H173ZM176 187H177V186H176ZM9 188H10V185H9ZM46 188H47V187H46ZM53 188H55V186L52 187V189H53ZM115 188H116V187H115ZM121 188H122V187H121ZM128 188H130V187H128ZM128 188H127V189H128ZM148 188H149V187H147V188L143 187V192H145V191L148 192ZM153 188H155V187H153ZM153 188H152V189H153ZM156 188H157V187H156ZM172 188H171V189H172ZM192 188H193V187H192ZM195 188H196V187H195ZM208 188H209V189H208ZM218 188H219V187H217L216 190H217ZM229 188H230V186H229ZM60 189H61V188H60ZM105 189H106V187L104 188V190H105ZM110 189H111V187H110ZM112 189H113V188H112ZM135 189H136V188H135ZM139 189H138V190H139ZM174 189H175V188H174ZM174 189H173V190H174ZM8 190H9V189H8ZM153 190H154V189H153ZM158 190H159V189H158ZM212 190L214 191V189H212ZM218 190H219V189H218ZM218 190L215 191V192H211V193L216 194V192H218ZM41 191H43V190H41ZM59 191H60V190H59ZM99 191H100V192H99ZM107 191H108V189H106V193H108ZM262 191H263V193H264V190H262ZM10 192H11V191H10ZM43 192H45V191H43ZM51 192H52V190L50 191V194H51ZM98 192H99V193H98ZM127 192H131V191H130V190H127ZM137 192H138V191H137ZM151 192H152V190L149 191L148 193L151 194ZM157 192H158V191H157ZM160 192H161V191H160ZM162 192L159 194V196L161 195V196L163 197ZM165 192H167V191H165ZM209 192H210V191H209ZM3 193H6V192L4 191ZM41 193H42V192H41ZM54 193H55V192H54ZM60 193H61V192H60ZM60 193H58V194H60ZM67 193H69V192H67ZM109 193H110V191H109ZM116 193H117V194H116ZM124 193H125V194H124ZM135 193H136V192H135ZM135 193L133 192L134 195H135ZM152 193H153V192H152ZM154 193H156V192H154ZM169 193H170V192H169ZM173 193H174V191H173ZM200 193H199V194H200ZM58 194H57V195H58ZM138 194H139V193H138ZM140 194H142V192H141ZM208 194H209V193H208ZM214 194H213V195H214ZM217 194H218V193H217ZM53 195H55V194H53ZM142 195H144V194H142ZM152 195H153L152 197H154V194H152ZM166 195H167V194H166ZM3 196H4V195H3ZM42 196H44V193H43ZM48 196H50V195H47V197H48ZM110 196H111V195H110ZM110 196H109V197H110ZM138 196H139V195H138ZM161 196H160V197H161ZM171 196H175V195H171ZM176 196L178 197V195H176ZM205 196H204V197H205ZM45 197H46V196H45ZM45 197H43V199H44ZM54 197H55V196H54ZM135 197H136V196H135ZM147 197H149V196L147 195ZM147 197H146V199H148ZM155 197H158V196L156 195ZM155 197H154V198H155ZM165 197H167V196H165ZM165 197H163V198H165ZM177 197H176V198H177ZM62 198H63V197H62ZM66 198H67V197H66ZM110 198H112V196H111ZM154 198H153V199H154ZM163 198H161V199H163ZM170 198H173V197H170ZM198 198H199V195H198ZM50 199H51V197H50ZM87 199H88V198H87ZM124 199H125V202H124ZM144 199H145V198H144ZM158 199H160V198H158ZM199 199H202V198H199ZM215 199H216V198H215ZM41 200H42V199H41ZM45 200H46V199H45ZM122 200H123L124 203L122 202ZM155 200H156V198H155ZM176 200H177V199H176ZM203 200H204V199H203ZM208 200H209V199H208ZM208 200H205L203 204H206V202H210V201H208ZM47 201H48V199H47ZM47 201H46V202H47ZM61 201H62V200H61ZM88 201H89V199H88ZM88 201H87V202H88ZM119 201L122 202L121 205L119 204ZM134 201H135V200H134ZM146 201H147V200H146ZM149 201H150V200H149ZM162 201H163V200H162ZM162 201H161L160 203H158L159 201H157V200H156V201H152V200H151V203H152V202H154V203H152L153 205L150 204V205H152V207H150V210H151L150 212L157 214V217H161V219H168L169 216L171 215V211H172V210L170 209V208L172 207V205H170V204H171V203L173 204V202H172V200H171V202H169V203L164 202V201H166V200H164L163 202H162ZM174 201H175V199H174ZM177 201H178V200H177ZM214 201H215V200H213V201L211 202V206L213 205L212 203H213ZM91 202H92V201H91ZM147 202H148V201H147ZM202 202H203V201H202ZM215 202H216V201H215ZM215 202H214V203H215ZM84 203H85V202H84ZM137 203H138V202H137ZM155 203H158V204H155ZM176 203H179V202H176ZM176 203H175V204H176ZM217 203H218V200H217ZM220 203H223V202L220 201ZM220 203H218V204H220ZM10 204H11V203H10ZM80 204H81V203H80ZM154 204H155V205H154ZM201 204H202V203H201ZM49 205H50V204H49ZM61 205H62V204H61ZM63 205H64V204H63ZM63 205H62V206H63ZM87 205H88V204H87ZM94 205H95V204H94ZM94 205H92V206H94ZM125 205H126V204H125ZM125 205H124V206H125ZM140 205H141V204H139V206H140ZM142 205H143V204H142ZM150 205H148V206H150ZM173 205H174V204H173ZM178 205H179V204H178ZM215 205H217V204H215ZM215 205H214V206H215ZM136 206H138V205H136ZM174 206H175V205H174ZM207 206H209V203H207ZM211 206H210V207H211ZM227 206H228V205H225V207L228 209ZM85 207H86V205L84 204L83 209H84ZM94 207H95V206H94ZM126 207H127V206H126ZM133 207H134V206H133ZM141 207H142V206H141ZM144 207H145V206H144ZM175 207H176V206H175ZM177 207H182V206L179 205V206H177ZM212 207H213V206H212ZM0 208H1V206H0ZM61 208H62V207H61ZM87 208H88V207H87ZM137 208H138V207H137ZM137 208H136V211H140V212L138 213V215H139L140 213H145V211H144L142 208H140V209L138 208L139 210H137ZM147 208H148V210H149V207H146V211H147ZM172 208H173V207H172ZM183 208H186V207H183ZM214 208H215V207H214ZM230 208H231L232 210L235 209V208H232L231 206H230ZM89 209H91V207H90ZM92 209L96 211V207H95V209H94V208H92ZM119 209H120V210H119ZM175 209H176V208H175ZM178 209H180V208H178ZM33 210H34V209H33ZM85 210H86V208H85ZM87 210H88V209H87ZM211 210H212V208H211ZM229 210H230V209H229ZM229 210H228V211H229ZM232 210H231V214H233V213L235 212L234 210H233V212H232ZM77 211H78V209H77ZM77 211H76V212H77ZM90 211H92V210H90ZM117 211H118V212H117ZM141 211H144V212H141ZM236 211H238V210H236ZM76 212H75V213H76ZM81 212H83V211H81ZM86 212H88V211H86ZM18 213H19V212H18ZM20 213H21V212H20ZM34 213H35V212H34ZM119 213H120V212H119ZM135 213H136V212H135ZM186 213H187V212H186ZM236 213H237V212H236ZM81 214H82V213H81ZM81 214H80V215H81ZM99 214L97 213V215H99ZM120 214H121V213H120ZM124 214H125V213H124ZM128 214H130V212H128ZM175 214H176V213H175ZM208 214H209V213H208ZM14 215H15V214H14ZM20 215H21V214H19V216H20ZM35 215H36V214H35ZM97 215H95V216H97ZM173 215H174V214H173ZM205 215H207V213H206ZM233 215H235V214H233ZM63 216H64V215H63ZM84 216H85V215H84ZM129 216H130V215H129ZM140 216H141V215H140ZM144 216H145V217H144V219H145V218H146V215L144 214ZM149 216H150V215H149ZM149 216H148V217H149ZM171 216H172V215H171ZM32 217H33V216H32ZM82 217H83V216H82ZM105 217H106V216H105ZM110 217H111V216H110ZM110 217H109V218H110ZM113 217H114V216H113ZM126 217H127V215L125 216V218H126ZM135 217H137V216H135ZM135 217H134V218H135ZM199 217H200V216H199ZM34 218H35V217H34ZM65 218H66V217H65ZM123 218H124V217H123ZM123 218H122V219H123ZM125 218H124V219H125ZM130 218H131V217H130ZM201 218H203V217H201ZM201 218H200V219H201ZM206 218H207V217H206ZM37 219H38V218H37ZM80 219H81V218H80ZM85 219H86V218H85ZM95 219H96V218H95ZM119 219H120V218H119V216H118V220H119ZM122 219H120V221H122ZM132 219H133V218H132ZM140 219H141V217H139V221L141 222ZM151 219H152V218H151ZM151 219H150V220H151ZM161 219L159 218L160 221H161ZM170 219H171V222H170V223L172 224V218H170ZM20 220H21V219H20ZM81 220H82V219H81ZM87 220H88V219H87ZM107 220H108V219H107ZM125 220H126V219H125ZM146 220H148V219L146 218L145 221H146ZM150 220H149V221H150ZM34 221H36V220H34ZM79 221H80V220H79ZM84 221H85V220H84ZM102 221H104V220H102ZM105 221H106V220H105ZM128 221H129V220H128ZM169 221H170V220H169ZM179 221H180V220H179ZM207 221H208V220H207ZM76 222H78V221H76ZM124 222H126V221H124ZM146 222H147V221H146ZM162 222H163V220H162ZM240 222H241V221H240ZM240 222H239V223H240ZM95 223H96V222H95ZM126 223H127V222H126ZM147 223H148V222H147ZM173 223H175V222H173ZM179 223H180V222H179ZM181 223H182V222H181ZM181 223H180V225H181ZM219 223H221V222H219ZM15 224H16V223H15ZM33 224H34V223H33ZM33 224H32V226H33ZM35 224H36V223H35ZM69 224H71V223H69ZM90 224H91V222H90ZM90 224H89V225H90ZM92 224H93V222H92ZM92 224H91V226H95V225H96V224H95V225H92ZM104 224H106V223H104ZM110 224H111V223H110ZM176 224H177V222H176ZM20 225H21V224H20ZM77 225H78V224H77ZM79 225H80V222H79ZM89 225H88V227H89ZM116 225H117V224H116ZM164 225H165V224H164ZM166 225H167V224H166ZM183 225H184V223H183ZM219 225H220V226H223V225H221V224H219ZM38 226H39V225H38ZM84 226H85V225H84ZM86 226H87V225H86ZM91 226H90V227H91ZM97 226H98V225H96V227H97ZM101 226H102V225H101ZM109 226H110V225H109ZM173 226H174V225H173ZM35 227H36V226H35ZM72 227H73V226H72ZM74 227H75V226H74ZM74 227H73V229H74ZM76 227H77V226H76ZM82 227H83V226H82ZM88 227H87L85 230H87ZM90 227H89V230H90ZM118 227H119V226H118ZM122 227H123V226H122ZM168 227L171 228V226H168ZM168 227H167V228H168ZM177 227H178V226H177ZM3 228H4V227H3ZM9 228H10V227H9ZM56 228H57V226H56ZM91 228H92V227H91ZM93 228H94V227H93ZM116 228H117V227H116ZM82 229H83V228H82ZM101 229H102V228H101ZM114 229H115V228H114ZM122 229H123V228H122ZM124 229H125V228H124ZM223 229H224V228H223ZM231 229H232V228H231ZM3 230H4V229H3ZM15 230H16V229H15ZM52 230H53V228H52ZM85 230H84V231H85ZM89 230L86 231V233H87L86 235L89 234V233H88V232H90ZM94 230H95V229H94ZM94 230L92 229V232H90V233H94V232H95ZM96 230H97V229H96ZM224 230H225V229H224ZM228 230H229V229H228ZM10 231H12V230H10ZM18 231L20 232L21 230L18 229ZM31 231H32V230H31ZM84 231H83V233H84ZM93 231H94V232H93ZM99 231H100V230H99ZM124 231H125V230H124ZM233 231H234V230H233ZM19 232H18V233H19ZM45 232H46V231H45ZM47 232H48V231H47ZM53 232H54V231H53ZM79 232H82V231L80 230ZM102 232H103V231H102ZM107 232L109 233V231H107ZM126 232H127V231H126ZM141 232H142V231H141ZM151 232H153V231H151ZM164 232H166V230H165ZM164 232H163V233H164ZM6 233H7V232H6ZM13 233H14V235H15L17 238L20 239V237L18 236V233H17V232L14 231ZM105 233H106V232H104V234H105ZM123 233H125V232H123ZM153 233H154V232H153ZM155 233H156V231H155ZM172 233H173V232H172ZM30 234H32V233H30ZM50 234H51V233H50ZM95 234H97L96 237H97V239H98V238L100 237V234H98V233H95ZM95 234H94V235H95ZM126 234H127V233H126ZM160 234H162V233L160 232ZM164 234H165V233H164ZM170 234H171V233H170ZM7 235H8V234H7ZM10 235H11V234H10ZM27 235H28V234H27ZM44 235H45V234H44ZM44 235H43V236H44ZM75 235H76V234H75ZM83 235H84V234H83ZM89 235H90V234H89ZM98 235H99V236H98ZM106 235H107V234H106ZM106 235H105V236H106ZM149 235H150V234H149ZM162 235H163V234H162ZM8 236H9V235H8ZM12 236H13V235H12ZM36 236H37V235H36ZM40 236H41V234H40ZM52 236H53V235H52ZM91 236H93V235L91 234ZM101 236H103V235H101ZM111 236H112V234H111ZM144 236H145V235H144ZM147 236H148V235H147ZM156 236H157V235H156ZM186 236H188V235L186 234ZM26 237H27V236H26ZM41 237H42V236H41ZM44 237H45V236H44ZM53 237H54V236H53ZM79 237H80V236H79ZM85 237H87V236H85ZM163 237H164V236H163ZM13 238H14V237H13ZM31 238H32V237H31ZM49 238H50V237H49ZM87 238L89 239V240L87 239V241H88L89 244H91V242L94 241V240H91L92 238L90 237V238H91V239H90L89 236H88ZM102 238H103V237H102ZM111 238H114V237H111ZM159 238H160V237H158V239H159ZM22 239H23V238H22ZM29 239H30V238H29ZM60 239H61V238H60ZM70 239H71V238H70ZM85 239H86V238H85ZM99 239H100V238H99ZM108 239H109V238H108ZM108 239H106V240H108ZM149 239H150V238H149ZM151 239H152V238H151ZM164 239H166V238L164 237ZM173 239H175V238H173ZM185 239H186V238H185ZM20 240H21V239H20ZM25 240H26V239H25ZM81 240H82V239H81ZM81 240H80V241H81ZM90 240H91V242H90ZM113 240H114V239H113ZM155 240H157V239H155ZM162 240H163V239H162ZM166 240H167V239H166ZM168 240H169V238H168ZM168 240H167V241H168ZM175 240H177V239H175ZM50 241H51V240H50ZM58 241H59V240H58ZM73 241H74V240H73ZM77 241H79V240H77ZM80 241H79V242H80ZM99 241L101 242L102 239H100ZM170 241H172V240H170ZM180 241H181V240H180ZM180 241H179V242H180ZM51 242H52V241H51ZM94 242L96 243V241H94ZM94 242H93V243H94ZM109 242H110V241H109ZM112 242H113V241H112ZM160 242H161V240L159 241V243H160ZM164 242H166V241H163L162 244H163ZM184 242H185V241H184ZM48 243H49V242H48ZM54 243H55V242H54ZM102 243H104V242H102ZM120 243H121V242H120ZM120 243H119V244H120ZM124 243H126V242H124ZM131 243H133V242L131 241ZM131 243H130V244H131ZM189 243H190V242H189ZM191 243H192V242H191ZM191 243H190V245H192L194 242H193L192 244H191ZM209 243H210V242H209ZM51 244H52V243H51ZM82 244H83V242H82ZM179 244H180V243H179ZM181 244H182V243H181ZM194 244H195V243H194ZM194 244H193V245H194ZM201 244H202V243H201ZM85 245H86V244H85ZM94 245H95V244H94ZM96 245H97V243H96ZM108 245H111V244L108 243ZM163 245H164V244H163ZM172 245H173V244H172ZM199 245H200V244H199ZM82 246H83V245H82ZM99 246H100V245H99ZM99 246H98V247H99ZM111 246H112V245H111ZM114 246H115V243H114ZM119 246H120V245H119ZM124 246H126V245H124ZM188 246H189V244H188ZM196 246H198V244H197ZM202 246H204V244H203ZM53 247H54V246H53ZM138 247H139V246H138ZM189 247H191V246H189ZM189 247H188V248H189ZM200 247H201V245L199 246V248H200ZM99 248H101V247H99ZM112 248H113V246H112ZM127 248H128V247H127ZM131 248H132V247H131ZM150 248H151V247H150ZM155 248H156V247H155ZM204 248H206V247L204 246L203 248H200L201 250H200L199 253H202V254H203L202 256H204V253L207 254V256L209 257L208 260H209L210 258H212V257H215V255L217 254V253H216V254L214 255V254H213V253H214L213 248H211V252L213 251V253L210 255V253L208 252L210 249L207 251L208 248H207V249H204ZM114 249H115V247H114ZM197 249H198V248H197ZM49 250H50V248H49ZM98 250H99V249H98ZM116 250H117V249H115L114 251L116 252ZM157 250H160V248L157 249ZM198 250H199V249H198ZM198 250H197V251H198ZM217 250H218V249H217ZM21 251H22V250H21ZM24 251H25V250H24ZM55 251H56V250H55ZM114 251H113V253H114ZM153 251H154V250H153ZM201 251H204V253L201 252ZM231 251H232V250H231ZM231 251H230V252H231ZM52 252H53V251H52ZM150 252H151V251H150ZM57 253H58V252H57ZM117 253H119V252H117ZM121 253H122V252H121ZM121 253H120V254H121ZM131 253H132V252H131ZM135 253H136V251H135ZM153 253H154V252H153ZM219 253H220V252H219ZM226 253H227V252H226ZM234 253H236V251H235ZM30 254H31V253H30ZM34 254H35V253H34ZM129 254H130V253H129ZM148 254H149V253H148ZM151 254H152V253H151ZM151 254H150V255H151ZM223 254H225V253L223 252ZM27 255H28V254H27ZM106 255H107V254H106ZM199 255H200V254H199ZM212 255H214V256H212ZM250 255H251V254H250ZM55 256H56V254H55ZM122 256H125V254L122 255ZM146 256H147V255H146ZM157 256H158V253H157ZM157 256H156L155 253H154V256H152V257H154V259H155V257L157 258ZM211 256H212V257H211ZM22 257H24V256H22ZM28 257H29V256H28ZM34 257H35V256H34ZM58 257H59V256H58ZM58 257H57V258H58ZM61 257H62V256H61ZM74 257H75V256H74ZM199 257H200V256H199ZM217 257H218V256H217ZM252 257H253V256H252ZM255 257H256V256H255ZM24 258H25V257H24ZM29 258H32V256L29 257ZM107 258H109V257H107ZM115 258H117V257H115ZM130 258H131V257H130ZM161 258H162V257H161ZM163 258H164V257H163ZM202 258H207V257L204 256V257H202ZM215 258H216V257H215ZM26 259H27V258H26ZM32 259H33V258H32ZM35 259H37V258L35 257ZM75 259H76V258H75ZM149 259H150V258H149ZM154 259H152V260L154 261ZM157 259H159V256H158ZM23 260H24V259H23ZM58 260H59V259H58ZM68 260H69V259H68ZM91 260H92V259H91ZM95 260H96V259H95ZM216 260L219 261L217 258H216ZM243 260H244V259H243ZM86 261H87V260H86ZM98 261H100V260H98ZM107 261H108V260H107ZM157 261H160V260H157ZM205 261H206V260L203 259V262H205ZM213 261H215L214 258H213ZM260 261H261V260H260ZM27 262H28V261H27ZM73 262H74V261H73ZM105 262H106V261H105ZM199 262H200V259H199ZM209 262H211V260H210ZM235 262H236V261H235ZM242 262H243V261H242ZM261 262H262V261H261ZM109 263H110V262H109ZM132 263H133V262H132ZM132 263H131V264H132ZM153 263H155V262H153ZM158 263H159V262H157V264H158ZM216 263H218V262H216ZM224 263H225V262H224ZM227 263H229V261H228ZM237 263H238V262H237ZM253 263H254V262H253ZM155 264H156V263H155ZM222 264H223V263H222ZM232 264H233V263H232ZM235 264H236V263H235ZM239 264H243V263L240 262ZM254 264H261V263H260V262L258 261V259H257V261H256ZM262 264H263V262H262Z\"/></svg>","mask_w":264,"mask_h":264}]
</instances>
